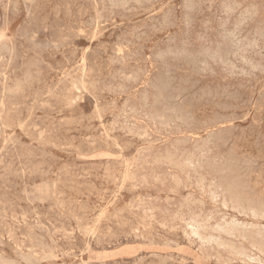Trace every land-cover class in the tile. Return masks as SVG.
Wrapping results in <instances>:
<instances>
[{
    "label": "rangeland",
    "instance_id": "obj_1",
    "mask_svg": "<svg viewBox=\"0 0 264 264\" xmlns=\"http://www.w3.org/2000/svg\"><path fill=\"white\" fill-rule=\"evenodd\" d=\"M29 1L30 0H28V1L27 0H0V31L3 32V34L0 32V44H1L0 45V104L1 103L3 104V105H0L1 108L3 107V110L0 108V118H1L0 119V122H1L0 129L4 128V129L0 130V135H1L0 136V151H1L0 152L1 153L0 154V179H2V181L0 180V220H1L0 223L2 224V225L0 224V243L2 242L0 244V246H1L0 247V254H1L0 255V257H1L0 258V263L2 262L1 264H11V263L12 264H26V263L27 264H33V262H34V264H52V263H54V264H71V263L72 264H84V263L85 264H134V263L135 264H141V262H142L143 264H145V263L146 264L147 263L148 264H160V262L164 261V257H165V261H167V260L168 261L167 262L164 261L163 264L164 263L165 264H215V263L216 264H218V263L219 264H225V262H226V264H229L231 262H233L231 264H241V263L242 264H252V262H253V264H257V262H259L258 264H264V250H263L264 247H262L264 245V243H263L264 242V238H263L264 237L263 236L264 235V228H263V226H264V221H263L264 220V212L262 210V209H264V205H263L264 204V197H262V195L264 196V193H263L264 192V190H263L264 189L263 188L264 187V185H263L264 184V168H262V165H261V164H263V167H264V159H263L264 158L263 157L264 156V151H262V150H264V148H263L264 147V145H263L264 144V126H263L264 125V119H263L264 118V105H262V104H264V91H263L264 90V41H263L264 40V0H258V1L257 0H227V1L226 0H217V1L216 0H213V1L212 0H206L208 2L206 4H205V0L204 1L203 0H201V1H199V0H191V1L190 0H162V1L161 0H129V1L128 0L127 1L126 0H107V1L106 0H104V1L103 0H100V1L99 0H78V1L77 0H70L72 3L69 0H37V1L36 0H31V2H29ZM89 1L91 2V4H90ZM169 1H171V2H169ZM197 1H199V2H198V5L196 6L195 4H197ZM49 2H50V4H49ZM190 2H191V4H190ZM227 2H229V3H227ZM200 3H202V4H200ZM74 4H75V6H73ZM181 4H183V6ZM208 4H210V5H208ZM222 4H223V6H222ZM253 4H254V6H253ZM217 5H218V7H217ZM232 5H234V6H232ZM172 6H174V7H172ZM65 7L66 8L69 7L68 9L70 11L69 10L66 11ZM137 7H139V8H137ZM230 7H232V8L235 7L236 9L238 7V9L236 10L235 8H233L234 9V11H233ZM37 8H38V10H37ZM134 8H137V10L141 8V10L140 11L138 10V12H139L138 13L137 10L134 9ZM168 8L170 10H168ZM210 8H211V10H209ZM255 8H257V9L255 10ZM147 9L149 10V12H148ZM175 9H176V12H172V11H175ZM245 9H246V11H245ZM12 10L14 11L13 13H12ZM34 10H37V11H34ZM90 10H92V12ZM186 10H188V11H186ZM26 11H27V13H26ZM51 11H53V12H51ZM56 11H58V12H56ZM65 11H66V14L68 16L65 14ZM196 11H197V13H194ZM34 12H35V14H34ZM80 12H82V13H80ZM106 12H107V16L109 15V20H108L109 22L107 21V19H108L107 16L104 17ZM122 12H123V14H122ZM134 12H136V13H134ZM154 12H156V13H154ZM187 12H188V14H187ZM208 12H210V13H208ZM253 12L255 14H252ZM17 13H18V15H17ZM49 13H50V15H49ZM145 13H147L148 15L145 14ZM173 13H174V16H173ZM96 14H99V16L97 17ZM130 14L132 16H130ZM207 14L208 15L210 14L211 16L209 15L210 16L209 17ZM227 14H229V15L232 14V15L229 16ZM160 15H161V17H159ZM175 15H176V17H175ZM240 15H241V17H240ZM256 15H258V16L256 17ZM28 16H30V17H28ZM203 16H204V18H203ZM206 16H207V18H206ZM247 16H249V17H247ZM55 17L58 18V19H56ZM110 17H112L114 20L112 18H110ZM132 17H134V18H132ZM194 17H196V18H194ZM235 17H236V19H235ZM28 18L32 19L33 23H32V20L29 21ZM168 18L171 19V20H169ZM181 18L183 19V21H182ZM212 18H213V20H211ZM127 19H129V21ZM204 19H205V21H204ZM244 19H245V21H244ZM67 20H69V21H67ZM86 20H88V21H86ZM122 20H124V21H122ZM65 21H66V23H65ZM136 21H138V22H136ZM163 21H165L166 23L163 22ZM203 21H204V23H203ZM231 21H232V23H230ZM256 21H257V23H256ZM81 22H82V24L80 25ZM84 22H86V25L84 24ZM94 22L95 23L97 22V23L95 24ZM42 23H44V24H42ZM69 23H70V25H69ZM160 23H161V25H160ZM172 23H173V25H172ZM125 24H126V26H125ZM133 24L135 25L136 28L133 27L134 26ZM213 24H214L216 29L214 28ZM41 25H42V27H41ZM67 25H69V26H67ZM194 25H196V26H194ZM94 26H95V28H94ZM148 26H150L151 30H149ZM190 26H191V28H190ZM200 26H202V27H200ZM71 27H73L74 29H72ZM254 27H255V29H254ZM259 27H261L262 29L259 28ZM1 28H2V30H1ZM35 28H37V29H35ZM82 28H84V29H82ZM89 28L91 30H89ZM154 28H156V29H154ZM163 28H167V29H163ZM185 28L186 29L190 28V29H187L188 30L187 31ZM197 28H198V30H197ZM205 28H206V31L204 30ZM211 28H213L215 31L213 29H211ZM245 28H246V30H245ZM87 29H88V31H86ZM134 29H136V30H134ZM144 29L147 30V31H144ZM160 29H161V32H160ZM200 29H201L202 32L200 31ZM208 29H210V30H208ZM123 30L125 32V35H124ZM191 30H192V32H191ZM207 30H208V32H207ZM211 30H213L212 31L213 33L211 32ZM65 31H66V33H65ZM89 31H90L91 34H89ZM155 31L156 32L159 31V32L155 33ZM173 31H175V32H173ZM193 31H194V33H193ZM49 32H50V34H49ZM75 32H77V34ZM80 32H82L83 34L80 33ZM94 32H95V34H94ZM7 33H8V35H7ZM60 33H61V35H60ZM72 33H73L74 36L71 35ZM143 33H145V34H143ZM173 33L175 34V36H174ZM178 33H179V35H178ZM211 33L213 34V36H212ZM118 34H120V35H118ZM220 34H221V36H220ZM242 34L243 35L246 34V36H243ZM90 35H92V37ZM128 35H130V36H128ZM158 35H159V37H158ZM164 35H166V37ZM247 35H248L249 39H247ZM26 36H28V37H26ZM140 36L141 37L143 36V37L141 38ZM147 36H149V37H147ZM151 36H153L154 38L153 37L151 38ZM184 36H185V39L187 37V39H186L187 42L184 41L185 40ZM188 36H189V38H188ZM32 37H33V39H32ZM65 37H66V39H68V38L69 39L65 40ZM72 37H74L75 39L72 38ZM82 37L85 38V39H83ZM209 37H213L215 39L212 40ZM237 37H238V39H237ZM244 37H245V40H244ZM252 37H255V38H252ZM131 38H133V39H131ZM134 38H136V39H134ZM259 38H260V41H259ZM9 39H10V41L12 43H10ZM87 39H89L88 42H87ZM250 39H251V41H250ZM4 40H6L7 42L4 41ZM31 40H32V42H31ZM58 40H61V41L58 42ZM63 40L66 41V42L64 43ZM132 40L134 42H132ZM181 40H183V41H181ZM197 40L198 41L200 40V41L198 42ZM222 40H223L224 43L221 42ZM37 41H39V42H37ZM45 41H47V42L45 43ZM227 41H229V42H227ZM53 42H54V44H53ZM138 42H141V43H138ZM192 42L194 44H192ZM3 43L8 44V45H5ZM133 43H135V44H133ZM174 43H175V45H173ZM12 44H14V45H12ZM28 44L29 45L31 44L34 52L31 50V46H28ZM200 44H201V46L203 45L202 46L203 48L200 46ZM224 44H226V45H224ZM227 44H229V45H227ZM262 44H263V46H261ZM64 45H65V47H64ZM112 45H113V47H115V49L118 48V49L115 50L116 53L114 52V50H113L114 48H112ZM161 45H163L162 46L163 48L160 47ZM220 45H222V46H220ZM13 46H14V48H13ZM102 46H104V48ZM134 46L135 47L137 46V47L135 48ZM197 46L198 47L200 46V47L198 48ZM79 47H80V49H79ZM131 47H132V49L134 51L132 49H130ZM133 47L135 49H137V48L138 49L135 51V49ZM164 47H165V49H164ZM145 48H146V50H145ZM185 48H188V49H185ZM211 48L213 50H211ZM221 48H222V51H221ZM36 49H38V51H36ZM77 49L79 51H77ZM152 49L156 53L155 52L153 53ZM189 49H191L192 52H190L191 50H189ZM47 50H49V52ZM81 50H82V52H81ZM39 51H41V52H39ZM256 51H257V53H256ZM112 52H113V54H111ZM118 52H120V53H118ZM33 53H34V55H33ZM40 53L41 54L43 53V54L41 55ZM104 53L106 55H104ZM124 53H125V55H124ZM139 53H141V55ZM35 54L37 56H35ZM38 54H40V55H38ZM109 55H110V57H109ZM112 55H114L115 59L113 58ZM115 55H116V57H115ZM117 55H118V58H117ZM13 56H14L15 59L13 58ZM132 56H133V58H132ZM200 56H201V58H199ZM221 56H223V57H221ZM253 56H254V58H253ZM34 57H35V60H33ZM98 57H100V58H98ZM141 58H142V61L140 60ZM248 58H250V59H248ZM36 59L38 60V62L40 60H42L43 62L40 61V63L38 64ZM105 59H107V60H105ZM123 59H125V60H123ZM134 59H136V60H134ZM7 60H9V62ZM95 60H96V62L94 63L93 61H95ZM233 60H234V62H233ZM80 61H82V62H80ZM128 61H129V63H128ZM139 61H141V62H139ZM147 61L150 62L151 64L148 63ZM153 61H156V62H154V64H153ZM187 61H189V62H187ZM257 61H259V62H257ZM67 62H68V66H67ZM109 62H110V65H108ZM123 62H124V64H123ZM144 62H146L145 65H144ZM30 63H32L33 65L35 63V65L33 66ZM111 63H112V67H111ZM48 64H49V67H50L49 69H47V67H48L47 65ZM94 64H95V66H94ZM118 64H119V66H118ZM128 64H130V65H128ZM132 64H133V66H132ZM147 64L149 65V67H148ZM41 65H43V66H41ZM124 65H126V66L128 65V66L125 68ZM157 65L158 66L160 65V66L158 67ZM182 65H184L185 67L184 66L182 67ZM224 65H225V67H224ZM140 66L143 67V68H141ZM156 66H157V68H154ZM227 66H229V67H227ZM75 67H76V69H75ZM77 67H78V69H77ZM138 67H139V69H138ZM35 68H37V69L39 68V69L38 70L36 69L37 70L36 71V70H34ZM42 68H44L45 70L42 69ZM79 68H81V69H79ZM90 68L93 69V70H91ZM123 68L126 69V70H124ZM130 68L133 69V70L131 71ZM140 68L142 70H140ZM144 68H147L149 71L147 69H144ZM212 68H214V70H212ZM73 69H75V70L73 71ZM86 69H87V71H86ZM96 69H97V71H95ZM114 69H116L117 71L114 70ZM120 69L121 70L123 69V70L121 71ZM171 69L174 72H172ZM175 69H176L177 72L175 71ZM234 69H235V71H234ZM98 70H100V72H98ZM111 70L112 71L114 70L116 75L113 74L114 71L112 72ZM217 70H218V72H217ZM45 71H47V72H45ZM75 71H77V72H75ZM92 71H93V74H92ZM129 71H130V73L128 74ZM180 71L184 72V74L182 72H181L182 73L181 74ZM187 71L188 72H192V73H188ZM26 72H27V74H26ZM39 72H41L43 77L40 76L41 74ZM137 72L139 73V75H138ZM144 72L147 73V74L145 75ZM150 72H151L152 75L150 74ZM219 72H220V74H222V73L223 74L220 75ZM255 72L258 73V74L256 75ZM70 73H73L76 76H74L73 74H70ZM124 73H127V74H124ZM185 73H186V75H185ZM233 73H235V74H233ZM63 74H65V76ZM97 74L99 76H97ZM106 74L107 75H109V74L111 75L112 74V75L111 76L109 75V77H108ZM153 74H155V75H153ZM180 74H181V76H180ZM189 74H192V76H190ZM217 74H218V76H217ZM3 75H4V77H3ZM36 75H37V77L38 76L39 77L38 78H33V77H36ZM44 75H45V78H44ZM71 75H73L75 77V79H73L74 77L71 76ZM79 75L81 76L82 80L80 79ZM117 75H118V77H117ZM137 75H138V77L139 76L140 77L142 76V77L139 79L137 77ZM203 75H205V76H203ZM27 76H28V78H27ZM85 76L87 78L88 77H90V78L87 79V78H85ZM91 76H92V79H91ZM134 76H136V77H134ZM143 76H145V77H143ZM150 76H153V77H150ZM206 76H208V78ZM214 76L215 77L217 76L218 78L216 77V79H214L215 78ZM67 77L68 78L72 77V78L68 79ZM97 77H98V79H97ZM113 77H114V79H113ZM227 77H229V79H227V82H226L225 78H227ZM142 78H144V80H142ZM149 78H150V80H149ZM196 78H197V80H196ZM209 78L211 80H209ZM250 78H251V80H250ZM27 79H28V81L25 82ZM58 79H60L62 81V82L59 81L60 85L58 83ZM67 79H68L69 84L67 82ZM112 79L114 81H112ZM116 79H118V80H116ZM129 79H130V81H129ZM192 79H194V80H192ZM212 79H214V80H212ZM231 79H233V81ZM74 80H76V81H74ZM83 80H85V81L83 82ZM90 80L91 81L93 80V81L90 82ZM95 80H98V81H95ZM133 80H135L136 82L133 81ZM147 80H149V82ZM195 80H196V82H195ZM243 80H246V81H243ZM257 80H258V82H260L258 86H256ZM15 81H18V82H15ZM43 81H44V84H45L44 86H43V83H42ZM55 81L57 82V84H56ZM209 81H210V83H209ZM239 81H240V83H239ZM29 82H30V84H29ZM71 82H73L74 85ZM125 82H126V84H123ZM145 82L147 84H145ZM178 82H180V83H178ZM218 82H219V84H218ZM223 82H225V84ZM241 82L244 83V84H242ZM21 83L23 85H26V86H23ZM53 83H55V84H53ZM61 83L66 84V86H63L64 84H61ZM214 83H216V84H214ZM226 83H227V85H226ZM116 84L120 85L121 87L120 86L118 87V85H116ZM135 84H136L137 87L134 86L135 87L134 88L133 85H135ZM210 84H212L213 86L211 87ZM239 84H241V85H239ZM53 85H55L57 87H55ZM180 85H184V86H180ZM18 86H20L21 90H20V88ZM84 86H86V87H84ZM139 86H142V87L139 88ZM143 86H146V87H143ZM250 86H254V87H250ZM46 87H47V89H46ZM53 87H55V88H53ZM67 87L70 88L69 92H67L68 91ZM100 87H101V89H100ZM128 87H129V89H128ZM229 87H231V89H229ZM105 88L106 89L108 88V89L106 90ZM131 88H132V90H130ZM177 88H179V89L176 90ZM225 88H226V90H225ZM12 89H14V90H12ZM63 89H65V90H63ZM76 89H78L79 91L76 90ZM88 89H90V90L88 91ZM95 89L96 90L98 89V90L96 91ZM115 89H118V91L115 90ZM120 89H121V91H120ZM152 89L154 91H152ZM188 89H191V90H188ZM238 89H239V91H237ZM46 90H47V92L45 93ZM52 90H54V91H52ZM73 90H75V91H73ZM124 90H126L127 93ZM139 90H141V91H139ZM192 90H193V92H192ZM240 90H242V92ZM252 90H253V93H252ZM5 91H8L9 95L7 94V92L5 93ZM12 91H13V95L14 96H12V93H11ZM59 91L62 92V93L59 94ZM77 91H78V93H77ZM86 91H87V93H86ZM122 91H124V92H122ZM187 91H189L190 93L187 92ZM15 92L17 93V96H16V94H14ZM96 92H98V93H96ZM19 93L21 94L20 96H19ZM66 93H68L69 96ZM90 93H92V94H90ZM185 93L187 95H185ZM247 93H248V95H247ZM58 94H59V96H58ZM79 94L82 96L81 98L79 97L80 96ZM251 94H253V95H251ZM7 95H8V97H7ZM23 95H24V97H23ZM71 95H72V97L70 98ZM254 95H255V97H253ZM30 96H31V98H29ZM34 96H35V98H34ZM38 96H40V97H38ZM57 96L59 98H57ZM77 96L79 97V99L75 98ZM187 96H189L190 98H188ZM235 96H236V99L234 98ZM19 97H20V99H19ZM62 97L64 99H62ZM138 97L141 98V99H139L140 102L137 100ZM157 97H159V98H157ZM160 97H162V99ZM1 98H2V100H1ZM10 98H12V99H10ZM93 98H95V99H93ZM126 98H128V100L125 101ZM171 98L173 100H170ZM55 99H56V101H55ZM151 99H152V101H151ZM158 99H160V100H158ZM178 99H179V101H178ZM245 99H247V100H245ZM20 100H21L22 103L20 102ZM41 100L44 103L45 102L46 103L44 104ZM51 100H52V102H51ZM174 100L176 102H174ZM219 100H222V101H219ZM242 100H243V102H242ZM249 100L251 101L250 102L251 104L248 103ZM40 101L44 105L39 104ZM58 101H59V103H58ZM64 101H67V102L70 101V102H73V103H71L72 104L71 105L70 102L66 103ZM15 102H17V103L15 104ZM112 102L115 105V106L113 105L114 107L111 106L113 104ZM171 102H172V104H171ZM229 102H230V105H229ZM106 103L108 104L107 106H105ZM138 103H139L140 106L138 105ZM217 103H218V105H217ZM257 103H259V104H257ZM37 104H38V106H37ZM65 104L68 105L69 107L66 106ZM77 104H78V107H77ZM202 104L204 106H202ZM45 105H48L49 109ZM109 105H110V107H109ZM197 105H200V106L198 107ZM224 105H226V106H224ZM256 105H257V107H256ZM35 106H37V107L35 108ZM123 106H124V109H123ZM174 106H176V107H174ZM209 106H211V107H209ZM51 107H53V108L51 109ZM164 107H166V108H164ZM194 107L196 108L195 111H194V109H195ZM258 107H259V109H258ZM30 108L32 109V111H31ZM125 108H127V109H125ZM129 108H131V109H129ZM8 109H9V111H8ZM145 109H146V112L144 111ZM189 109H190V111H187V113H186V110H189ZM202 109H204V110H202ZM69 110H71V111H69ZM141 110H143L142 113H140ZM151 110L156 111V114H155V112L150 113ZM205 110L207 111L206 113H205ZM210 110L212 112L215 111V113H212ZM106 111H108V112H106ZM172 111H174V113ZM136 112L138 113V115H137ZM168 112H169V114H168ZM180 112H181V114H179ZM188 112H189V114H188ZM243 112H246V113L244 114ZM255 112H257V113H255ZM71 113H73V114L71 115ZM109 113H110V115H109ZM125 113H127V115ZM175 113H176V115H175ZM196 113H198V114H196ZM242 113H243V115H242ZM93 114H95V115H93ZM135 114L137 115V117L134 116ZM151 114H153V115H151ZM154 114H155V116H154ZM167 114H168V116H167ZM239 114H241V115H239ZM194 115H196V116H194ZM111 116H113V117H111ZM121 116H122V118L124 116V118L122 119ZM173 116L175 117V119L173 118ZM243 116H245V117H243ZM145 117H147V118H145ZM170 117L173 120L171 119V121H169ZM192 117L193 118L195 117L196 120L198 119L197 123H196L195 118L193 120ZM253 117H254V119H253ZM69 118H71V119H69ZM141 118H142V120H141ZM157 118H159V119H157ZM52 119H54V120H52ZM126 119L129 120V121H127ZM182 119H183V121H181ZM202 119H203V123H202ZM262 119H263V121H262ZM75 120H77V121H75ZM149 120H150V122H149ZM216 120H217V123H216ZM252 120H254V121L252 122ZM88 121H90V122H88ZM130 121H132V122H130ZM144 121H147V123L146 122L143 123ZM175 121H176V123H175ZM187 121L189 122V124H188ZM212 121L214 123H212ZM258 121H259L260 125L257 124ZM113 122H114V125L111 124ZM122 122H124V123H122ZM134 122H135V124H134ZM33 123H34V125H33ZM219 123H221V124H219ZM255 123H256V125H254ZM129 124H130V126H129ZM167 124H168V126H165ZM213 124H215V125H213ZM21 125H23V126H21ZM133 125H135L137 127H134ZM178 125L180 126V128H177ZM196 125H198V126H196ZM220 125H221V127H220ZM3 126H5V127H3ZM6 126H8V127H6ZM32 126H34V127H32ZM158 126H159V128L160 127L161 128L159 129ZM260 126H263V128H260ZM17 127H18V129H17ZM213 127H215V128H213ZM232 127L235 128V129H233ZM238 127H239V129H238ZM240 127H241V129H240ZM7 128H9V129H7ZM34 128H35V130L37 129L36 132H35ZM117 128L118 129L126 128V129L123 131L121 129L118 130ZM147 128H149V129L147 130ZM176 128L178 130H175ZM209 128L211 130H209ZM250 128L251 129L253 128V130H250ZM135 129H137V131ZM179 129H181V130L179 131ZM202 129H204V130H202ZM212 129H213V131H212ZM154 130H156V131H154ZM163 130H164V132H163ZM183 130H184V132H183ZM189 130L192 131V132H190L191 135L188 132ZM232 130L233 131L235 130V133ZM254 130L257 131V132L255 133ZM32 131H33L34 134L32 133ZM193 131L194 132L197 131V132L194 133ZM216 131H218L219 133H221V131H222V133L218 134ZM243 131L245 133H243ZM40 132L41 133L45 132V133L41 134ZM100 132H101V134H100ZM136 132H138V134ZM143 132H144V134H143ZM154 132L155 133L157 132V133L155 134ZM176 132H178V134ZM210 132H211V134H209ZM252 132H253V134H251ZM214 133H215V135H217V137L213 135ZM227 133H229V134H227ZM39 134H41L42 136H40ZM170 134H171V136H170ZM239 134H243L240 137H243L244 139L246 138V140H244L242 138H239ZM249 134H251V135H249ZM256 134H257V136H256ZM90 135L93 137V139H92V137H88ZM139 135H140V137H139ZM187 135H188V137H187ZM236 135H238V136H236ZM252 135H254V137ZM24 136H26V138ZM28 136H30V137H28ZM137 136H138V138H136ZM164 136L166 138H164ZM223 136L226 137L227 139L224 138ZM231 136L233 137V139H232ZM39 137L41 138L40 140H39ZM145 137H147V138H145ZM193 137H195V139ZM235 137H236V139L238 138L239 140L238 139L235 140ZM139 138H140V140H139ZM214 138H215V141H213V143H212V140H214ZM219 138L222 141L226 140L225 141L226 143L220 141L221 143L219 142V144H218V141L220 140ZM252 138H255V139H252ZM85 139H88V140H85ZM205 139H206V141H203ZM216 139H217V141H216ZM256 139H257V141H256ZM18 140H19V142H18ZM147 140H148V143H147ZM197 140H199V141L196 144ZM231 140L232 141L234 140L233 141L234 143L231 142ZM9 141H11V143H9ZM32 141H34V142H32ZM151 141H152L153 144L151 143ZM261 141H263L262 142L263 144L261 143L262 145L259 143ZM96 142H97V145H96ZM205 142H206V145H204ZM247 142H248V144H247ZM88 143H89V145H88ZM91 143H93V144H91ZM141 143H142V145H141ZM149 143H150V145H149ZM169 143H171V144L169 145ZM199 143H201V144H199ZM112 144H114V145H112ZM125 144H127V146H125ZM176 144H178V145H176ZM207 144H209V145H207ZM214 144H215V146H214ZM235 144H236L237 147H235ZM255 144L256 145L258 144V145L256 146ZM36 145H37L38 148L36 147ZM86 145H87V147H86ZM90 145H92V147H90ZM146 145H148V146H146ZM196 145H198V148H197ZM52 146H54V147H52ZM224 146H225V148H224ZM232 146H234L235 148L232 147ZM76 147H78L77 148L78 150L76 149ZM155 147H157V148H155ZM200 147H202V148H200ZM209 147H210V149H209ZM238 147H240V148H238ZM258 147H260V148L258 149ZM86 148H88V149H86ZM174 148H175V150H173ZM203 148H204V150H203ZM227 148H229V149H227ZM147 149H148V151L150 150V153H151L150 155L148 154L149 152H147V154L150 157L147 154H144V153H146L145 151ZM141 150L142 151L144 150V152L141 153ZM166 150L167 151L169 150V151L166 152ZM188 150H190V152ZM196 150H197V152H195ZM218 150H220V151H218ZM222 150H223V152H222ZM227 150H229V152H227ZM256 150H258V151H256ZM137 151L139 152V154H138ZM176 151L179 152V153H177ZM216 151H217V153H215ZM236 151L237 152L239 151V153H237ZM158 152H159V155H158ZM165 152H166L167 155L165 154ZM112 153H114V154H112ZM140 153H141V156L143 158L140 156ZM198 153H199V157H198ZM252 153H254V154L251 155ZM132 154H134V155H132ZM143 154H144V156H143ZM190 154H192V155H190ZM204 154H206L207 156L204 155ZM151 155H152V157H151ZM213 155L215 156V159L213 158L214 157ZM222 155L225 156V157H223ZM227 155H229V156L231 155V156L229 157ZM248 155L250 156V158H248ZM260 155H262V156H260ZM132 156H133V158H132ZM154 156H156L157 158L160 157V159H156V157H154ZM187 156H188V159H187ZM189 156H190V159H189ZM209 156H210V158H209ZM232 156H236L237 158L235 157L236 158L235 159ZM254 156L257 157L258 160ZM178 157L180 159H182V160L178 159ZM184 157H185V159H184ZM194 157H197V158H194ZM201 157H203V158H201ZM211 158H213L212 161H211ZM220 158H221V161L223 163H221ZM224 158L226 159L225 161H224ZM227 158H229V159H227ZM241 158H242V160L244 162L242 160H240ZM251 158H252V160H251ZM138 159L139 160L141 159L142 161L139 162ZM163 159H165V160H163ZM186 159L190 160V162H192L191 166H190V164H188V161ZM195 159H198V161H196ZM199 159L201 161H199ZM161 160H163L164 162H167V160H168L169 162H167L165 164L164 163L162 164L163 161H161ZM170 160H171V162H170ZM245 160L248 161V162H246ZM158 161H159V163H157ZM176 161H178V162H176ZM203 161H204V164H207V165L210 164L211 166L209 165V168L207 169L205 167L207 165H204ZM233 161H234V163H233ZM249 161H251V162H249ZM257 161H259V162H257ZM260 161H262V162H260ZM135 162H137V163L135 164ZM138 162H139V164H138ZM173 162H175V163H173ZM213 162H214V164H213ZM225 162L226 163L229 162V164H226ZM235 162H236V165H235ZM170 163H172V167H174L173 169H171L172 167H170L171 166ZM177 163H179V165ZM181 163H182V165H181ZM219 163L221 165H219ZM149 164H151L152 166L149 165ZM183 164H185L184 167H186V168L181 167V166H183ZM186 164L188 166H186ZM215 164L219 165V166L217 167ZM257 164H259V166ZM146 165H147V167H146ZM165 165H167V166L165 167ZM173 165H175V166H173ZM198 165H199L200 169H198ZM229 165H230V167H229ZM214 166H216V167H214ZM243 166L244 167L246 166V167L244 168ZM255 166L256 167L258 166V167L255 168ZM33 167H34V169H32ZM155 167L158 170L154 169ZM180 167H181V169H180ZM237 167L239 168L238 171L236 169ZM203 168L205 169L204 173H203ZM226 168H229L230 170L226 169ZM246 168H247V170H246ZM250 168H251V170H250ZM147 169H148V171H147ZM150 169H151V172L153 171L152 173L150 172ZM185 169H187V170L185 171ZM87 170H89V171H87ZM165 170L166 171L168 170V172H166ZM196 170H197V172H196ZM219 170H221V171L219 172ZM226 170H229V171H226ZM32 171H34V173H32ZM154 171L155 172L157 171V173H155ZM178 171H180V172H178ZM252 171L255 173V175L253 174ZM22 172H23V174H21ZM181 172H183V173H181ZM192 172H194V173H192ZM195 172H196V174H195ZM224 172L226 174L227 173H229V174L225 175ZM231 172H232V175H230ZM236 172L239 173V174L244 172L242 174L243 175L245 174L246 176L248 174L247 177H249V178L247 179V177H246L245 180H244L245 175L244 176L242 174L239 175ZM249 172H251V173H249ZM85 173H87V174H85ZM180 173H181V175L182 174H185V175L181 176ZM261 173H263V174H261ZM66 174H68V175L66 176ZM149 174H150V176H148ZM152 174H153V176H152ZM192 174H194V176ZM215 174H217V175H215ZM249 174L250 175L252 174L251 177H250ZM256 174L260 175V177L262 176L260 178V180L258 179L259 177ZM45 175H46V177H45ZM88 175H89V178H88ZM113 175H114V177H113ZM131 175H132V177H135V175H137V176L135 178H132V177H130ZM173 175L176 176V178H175L176 180L172 179L174 182H172V180H171ZM186 175L188 176L187 178H186ZM13 176L14 177L16 176L17 179L14 178ZM28 176H30V177H28ZM139 176L140 177L142 176V179ZM144 176L145 177L147 176L148 178L147 177L145 178ZM158 176H159V178H158ZM163 176H164V178H163ZM175 176H173V178ZM195 176L197 177V179L195 178ZM219 176L224 179L223 180L224 182L221 180L222 178L220 179ZM232 176H234V177L232 178ZM254 176L257 177V178H255ZM85 177H87V178H85ZM168 177H169V179H168ZM191 177L193 178L194 181L192 180ZM213 177H216V179L213 178ZM124 178H125V180H124ZM131 178L134 179V180L129 181V179H131ZM155 178H156V180H155ZM157 178H158V180L161 181V183L163 182L162 183L163 185H161L160 182L157 181ZM218 178H219V180H218ZM227 178H229V179H227ZM237 178L238 179L241 178V180L238 181ZM112 179H114V182H113ZM121 179H122L123 182L121 181ZM177 179H178L179 182L175 183L177 181ZM236 179H237V181H236ZM198 180L200 182H196ZM43 181H45L46 183L43 184ZM217 181H218V183H217ZM219 181H221V182H219ZM227 181H229V182H227ZM231 181L237 182V183L239 182V184L242 185V186H240V189L242 187L241 191L243 189H245V190H243L242 192L240 191V193H239V195L242 197L241 200H242V202L244 200H246V202L249 200L250 203L249 202H247V203L243 202V204H244V207H243V204H242L241 201H240V204H239L233 198L231 199L232 194L229 193L230 191H228V189H227V185H229V184L231 185L233 183V182L231 183ZM241 181H242V183H241ZM245 181H246V183H244ZM255 181H257V182H255ZM111 182H113V183H111ZM142 182H144V183H142ZM180 182H182V183H180ZM186 182H188V183L186 184ZM209 182H210V184H209ZM249 182H251V183H249ZM174 183H175V186H174ZM222 183H224V184H222ZM256 183H258V184H256ZM45 184H47L48 186L45 185ZM142 184H143V186H141ZM181 184H182V186H181ZM214 184H217V185H214ZM259 184H260V186H258ZM43 185L45 186L44 187L45 189L43 188ZM51 185H52V187H50ZM160 185H161V187H160ZM183 185L186 188H184ZM187 185H189V186H187ZM199 185H200V187H199ZM220 185H223V186L220 187ZM247 185H249V187ZM251 185H252V187H251ZM38 186L39 187L42 186V187H40L41 189ZM202 186H204L205 189L207 187L206 190H208V191H206L204 189L202 190ZM216 186H217V188H216ZM35 187H36L37 190L34 189ZM47 187H48V189H47ZM131 187H132V190L130 189ZM133 187H135V189ZM169 187H170V190H171L172 193L169 192L170 191ZM223 187H224V189L225 188L226 189L222 190ZM136 188H138V189H136ZM173 188H175L176 190L175 189L173 190ZM248 188H252V189H248ZM9 189H10V191H9ZM214 189H216V191H218V192H216ZM255 189H257L256 191L258 193L255 192ZM40 190H42V191L44 190V192H42ZM45 190H46V192L48 191V193H47L48 195L45 193ZM209 190H211V191H209ZM33 191H35L36 195L34 194ZM38 191L40 193H37ZM175 191H176V193H174ZM191 191H193V192H191ZM246 191H247L248 194L246 193ZM30 193H32V194H30ZM57 193L61 197L57 198L59 196ZM87 193L91 194V195H88ZM170 193H171V195H169ZM206 193H207V196H206ZM225 193H227V194H225ZM250 193H251L252 196L250 195ZM39 194H40V196H39ZM188 194H189V198H188ZM218 194H219L218 197L221 198V199H219L217 197ZM50 195H52V197H50ZM184 195H185V197H184ZM227 195H229V198H227ZM143 196L145 197V199H144ZM221 196L224 197V198H222ZM14 197H16V198H14ZM168 197H170V198H168ZM186 197L188 198V201L187 200L185 201ZM191 197H193L194 199L193 198L191 199ZM48 198H49V200H48ZM52 198L53 199L56 198L57 200H53ZM154 198L157 199V202L154 201L155 200ZM164 198L165 199L168 198L167 201H164ZM181 198L184 199V200H181ZM209 198H210V200H209ZM211 198H212V200H211ZM147 199L150 202L149 204H148V200ZM227 199H231L229 201L231 202L232 205L230 203H227V202H229V201H227ZM61 200H63V201H61ZM196 200H198L200 204H198V202ZM223 200L225 201V203H224ZM254 200H255V202H254ZM39 201L40 202L44 201V202L43 203L41 202V204H40ZM57 201H58V203H57ZM68 201H70V202H68ZM78 201H80V202H78ZM184 201L187 202V203H185ZM260 201L263 204H261ZM136 202H137V204L139 203V205L135 206ZM161 202H162V204H161ZM257 202L260 203V204L258 203V205H260V206L262 205V206L258 207L257 206ZM49 204H51V205H49ZM68 204H71V205H68ZM130 204L132 206L133 211L131 209V206L128 207ZM182 204H183V206H182L183 208L180 207ZM192 204L195 205V207H193ZM245 204H247V205H245ZM250 204L252 205V208H251ZM91 205L93 207L94 206L95 207L93 208ZM150 205H152V206H150ZM202 205H204L206 207H204ZM229 205H231V206H229ZM51 206H53V207L51 208ZM227 206H229V207H227ZM236 206H238V207H236ZM54 207H55V209H53ZM69 207H71V208H69ZM137 207H139V208H137ZM141 207H144V208L142 209ZM173 207H174V209H173ZM185 207L188 210L190 209V207H191V209L188 211ZM203 207H204V209H203ZM226 207H227V210H226ZM241 207H243V208H241ZM245 207L246 208L248 207V208L246 209ZM249 207H250V211H249ZM56 208H58V210ZM67 208H68V210H67ZM135 208H137V210ZM152 208H153V210H152ZM222 208H224L225 210L223 211ZM239 208H241L242 210L239 209ZM257 208H260V210L258 211ZM29 209L32 212L29 211ZM50 209H52V210H50ZM125 209H126V211H125ZM128 209H129V211H128ZM178 209L179 210L181 209L180 210L181 212ZM199 209H201V210L203 209L202 210L203 213ZM214 209H216L218 212L216 210H214ZM229 209H230V211H229ZM59 210H60V212H59ZM71 210H73V211H71ZM141 210H143V211H141ZM164 210H166V211H164ZM77 211H79V212L77 213ZM148 211L152 212V214H150V212H148ZM177 211H179V212L177 213ZM206 211H207V213H206ZM215 211H216V213H215ZM236 211L237 212L240 211V212L237 213ZM246 211H247L248 215H247ZM254 211H256V212H254ZM164 212H168V214L166 215V213H164ZM199 212L202 215H199L200 214ZM222 212H224V213H222ZM250 212H251V214H249ZM257 212H259V213H257ZM14 213H16V214H14ZM42 213H44V214H42ZM55 213H57V214H55ZM119 213H121V214L119 215ZM130 213H132V214H130ZM144 213H145L146 217H145ZM185 213H187V214H185ZM227 213H229V214H227ZM244 213H246V214H244ZM252 213H254V214H252ZM142 214H143L144 217L142 216ZM174 214H177L178 217H175L177 215L174 216ZM180 214H182V216ZM217 214H218V216H217ZM241 214H242V216H241ZM256 214L257 215L259 214L258 218H257V216H255ZM22 215H23V217H22ZM74 215L76 216V218H75ZM84 215H86V216L84 217ZM135 215H136V217H135ZM232 215H234V216H232ZM34 216H35V218H34ZM152 216H154V217H152ZM165 216H167V217H165ZM173 216L175 218H173ZM183 216H184V218H182ZM195 216H197L196 217L197 219H195ZM203 216H204V218H203ZM207 216L209 217L208 219H207ZM222 216H225V217L223 218ZM77 217H79V218H77ZM147 217H148V219H147ZM150 217H152L153 219L150 218ZM185 217H188V218H185ZM116 218H117V220H115ZM149 218H150V221H149ZM212 218L214 220H212ZM225 218H227L229 220H227ZM242 218H244V219H242ZM253 218H256V221ZM73 219H74V222H73ZM81 219L87 221L86 222L87 224L85 223V221L84 222L83 221H79ZM145 219H147V220H145ZM158 219H159V221H157ZM47 220L50 223H48ZM139 220H141V221H139ZM142 220L144 221L143 223H142ZM178 220H180V221L178 222ZM191 220H193V221H191ZM234 220H236V221L234 222ZM136 221H137L138 224L136 223ZM173 221H176V222H173ZM186 221H188V224H187ZM194 221L195 222H199V223L201 222L199 225H202V223L204 224V225H202L203 227L201 226V231L203 230L201 232L202 239H200L196 235L190 234L191 233L190 232V227H188V226H189V224L191 222H194ZM240 221H242V223ZM53 222H56V223H53ZM120 222H121V224H120ZM164 222H165V224H163ZM180 222L182 223V225H181ZM3 223H5V224L8 223V224L5 225ZM62 223H64V224H62ZM76 223H77L78 226L75 225ZM207 223L209 224L210 227H208ZM36 224H38V225H36ZM60 224H61V227H60ZM158 224L159 225L162 224L164 226L161 227L162 225L159 226ZM214 224H217V225H214ZM220 224L221 225L224 224V225L221 226ZM229 224L236 226L238 230L240 228L239 232L240 233L242 232V233L240 234L238 232L237 234L240 235V237H242V238H240L238 235H236L234 237L233 236H227L228 234L226 235L225 233L223 234V233H220L218 231L219 230L218 228H222V227L228 228L227 225H229ZM239 224H240V226H239ZM249 224H251V226ZM12 225H13V227H12ZM33 225H35V226H33ZM42 225H43V227H42ZM84 225H86V226H84ZM254 225H255V227L256 226L257 227L255 228ZM170 226L172 228H170ZM173 226L178 227L179 229L178 228H174ZM184 226H185V228H184ZM186 226H187L188 229L186 228ZM218 226H220V227H218ZM259 226H260V228H259ZM8 227H9V229H7ZM78 227H80V228H78ZM82 227L85 228V229L83 230ZM37 228L40 229V231ZM55 228L58 229L59 231L55 230ZM61 228L63 229V231H62ZM208 228L211 229V230L213 229V231H210ZM15 229H16V231H15ZM90 229H92V230H90ZM170 229H172V230L170 232H168ZM215 229H216V231H215ZM257 229H259V230H257ZM261 229H263V231ZM81 230L83 232H81ZM253 230H254V232H253ZM12 231H13V233H11ZM14 231H15V233L19 232L20 235L18 233L14 234ZM28 231H30V232H28ZM134 231H137V232H134ZM131 232H132V234H131ZM215 232H219L220 235L218 233H217V235L214 234ZM250 232L252 233V235L254 234V236L250 235L251 234ZM259 232L260 233L262 232V233L260 234ZM26 233H27V235H26ZM28 233H30V234H28ZM66 233H68V235H69V237H67V238H66V236H68V235ZM113 233H115V235H112ZM1 234H2V236H1ZM141 234H142V236H140ZM212 234L215 235V236H213ZM62 235H64V236H62ZM92 235H94V237ZM110 235H112V236H110ZM189 235H191V237ZM243 235L245 237H247V238H244ZM11 236H12L13 240L11 239ZM20 236H21V239H20ZM34 236L36 237V239H35ZM41 237H43V238H41ZM47 237L51 238L53 240H50L51 241L50 242L49 239H47ZM135 237H137V238H135ZM154 237H156V239ZM208 237H210V238H208ZM213 237H215V238L217 237L218 243H217L216 239H214ZM225 237H227V238H225ZM238 237H239V240H241V239H243V240L239 241ZM248 237L249 238L251 237V238L249 239ZM23 238H25V239H23ZM44 238H45V240H44ZM195 238H197V239H195ZM223 238L226 239L227 241H229V243H227L226 240H225L226 242L223 243V241H224ZM232 238H233V242H235L234 244L232 242ZM63 239H64V241H63ZM138 239H139V241H138ZM191 239H193L195 241H192ZM203 239H205L206 241L205 240L202 241ZM221 239H223V240H221ZM258 239L261 240V241H259ZM6 240H8V241H6ZM35 240H38V241H35ZM212 240H213V242H212ZM220 240L222 242H219ZM52 241L54 242L53 244H52ZM67 241L69 242L68 244H67ZM200 241H201V243H200ZM207 241L209 243L208 245H207ZM238 241L240 243V246H239ZM243 241H246V242H243ZM251 241H253V242H251ZM255 241L256 242L258 241L257 244H256ZM27 242H30V243H27ZM197 242H199V243H197ZM34 243H36V244H34ZM40 243H42V244H40ZM169 243H171V244H169ZM173 243H175V244H173ZM219 243L224 245V247L221 244H219ZM241 243H243V247L244 248L242 247ZM200 244L202 246H204V248L205 247L206 248L203 249ZM230 244H233V245H230ZM235 244H236V246H235ZM43 245H45V246H43ZM209 245L211 247L213 245H215L212 248L213 250L211 249V247L209 248L210 250L208 249ZM227 245H229V246H227ZM254 245H256V246L258 245V247L255 246L256 247L255 248ZM197 246H198V248H200V251L197 248ZM51 247L55 248L57 250V252L55 251V249H52ZM218 247H219V249H218ZM227 247H230V248L232 247V249L227 248ZM235 247H237V249ZM23 248H26V249H23ZM31 248H33V249H31ZM234 248L236 250H238V251H236ZM29 249H31L33 251L31 252V250H29ZM67 249L70 252H68ZM224 249H227V250L230 249L229 251L226 250V252L229 253L231 257L229 255H227L226 252H224L225 251ZM241 249H242V251H241ZM256 249L257 250L259 249V250L257 251ZM18 250H20V251H18ZM79 250H80V252H79ZM203 250H207L205 252H207L209 254H207V253L205 254ZM221 250H223V251H221ZM244 250H246V252ZM261 250H262V252H261ZM52 251L54 253H52ZM231 251H232V253H231ZM239 251L242 252V253H238L237 254V252H239ZM252 251H254V252H252ZM211 252H213V253H211ZM221 252H223V253H221ZM32 253H34V254H32ZM46 253H49V254H46ZM245 253H246V255H244ZM252 253L255 254V255H253ZM240 254L244 255L245 257L243 256L244 257L243 258ZM50 255H51V257H50ZM65 255H66V257H65ZM74 255L77 256V257L75 258ZM247 255H249L248 257H251V256L252 257L249 258V260H248L247 259L248 257H246ZM24 256H27V257H24ZM30 256H31V258H30ZM33 256H34V258H33ZM80 256H81V259H80ZM46 257H48V258H46ZM205 257H208L209 259L205 258ZM218 257H219V259H218ZM255 257H257V258H255ZM3 258L5 260L7 259L6 260L7 262ZM26 258H27V260H26ZM41 258H42V260H40ZM161 258H163V259H161ZM168 258L171 260V262H169ZM216 258L218 260H214ZM227 258H229L231 261L229 259H227ZM236 258H237V260H236ZM9 259L12 260V261H9ZM30 259L31 260L33 259V260L31 261ZM233 259H234V261H233ZM240 259H241V261L243 260L245 263L243 261L241 262ZM251 259H252V261H251ZM13 260L14 261L16 260V261L14 262ZM39 260L41 261V263H40ZM47 260H49L48 263H46ZM51 260H53L52 263H51ZM180 260H183V261H180ZM255 260H256V263H254ZM8 261H9V263H8ZM137 261L138 262L140 261V262L138 263ZM223 261H224V263H222ZM236 261L238 263H235ZM249 261H251V262H249ZM3 262H5V263H3Z\"/></svg>",
    "mask_w": 264,
    "mask_h": 264
},
{
    "label": "bare ground",
    "instance_id": "obj_2",
    "mask_svg": "<svg viewBox=\"0 0 264 264\" xmlns=\"http://www.w3.org/2000/svg\"><path fill=\"white\" fill-rule=\"evenodd\" d=\"M27 1H28V0H27ZM36 1H37V0H36ZM69 1H70V0H69ZM77 1H78V0H77ZM99 1H100V0H99ZM103 1H104V0H103ZM106 1H107V0H106ZM126 1H127V0H126ZM128 1H129V0H128ZM161 1H162V0H161ZM190 1H191V0H190ZM199 1H201V0H199ZM199 1H197V4H195L196 6L198 5V2H199ZM203 1H204V0H203ZM212 1H213V0H212ZM212 1H211V2H212ZM216 1H217V0H216ZM226 1H227V0H226ZM226 1H225V2H226ZM257 1H258V0H257ZM14 2H15V1H14ZM21 2H22V1H21ZM29 2H31V0H30ZM34 2H35V1H34ZM70 2H71V1H70ZM86 2H87V1H86ZM89 2H90V1H89ZM167 2H168V1H167ZM169 2H171V1H169ZM195 2H196V1H195ZM245 2H246V1H245ZM8 3H9V2H8ZM27 3H28V2H27ZM71 3H72V2H71ZM98 3H99V2H98ZM161 3H162V2H161ZM172 3H173V2H172ZM180 3H181V2H180ZM183 3H184V2H183ZM206 3H208V2L205 0V4H206ZM218 3H219V2H218ZM223 3H224V2H223ZM227 3H229V2H227ZM233 3H234V2H233ZM236 3H237V2H236ZM241 3H242V2H241ZM243 3H244V2H243ZM4 4H5V3H4ZM6 4H7V3H6ZM24 4H25V3H24ZM49 4H50V2H49ZM49 4H48V5H49ZM88 4H89V3H88ZM90 4H91V2H90ZM143 4H144V3H143ZM169 4H170V3H169ZM185 4H186V3H185ZM190 4H191V2H190ZM193 4H194V3H193ZM200 4H202V3H200ZM211 4H212V3H211ZM219 4H220V3H219ZM230 4H231V3H230ZM230 4H229V5H230ZM237 4H238V3H237ZM37 5H38V4H37ZM65 5H66V4H65ZM160 5H161V4H160ZM165 5H166V4H165ZM181 5L183 6V4H181ZM181 5H180V6H181ZM208 5H210V4H208ZM224 5H225V4H224ZM239 5H240V4H239ZM243 5H244V4H243ZM55 6H56V5H55ZM73 6H75V4H74ZM103 6H104V5H103ZM103 6H102V7H103ZM131 6H132V5H131ZM135 6H136V5H135ZM189 6H190V5H189ZM191 6H192V5H191ZM222 6H223V4H222ZM232 6H234V5H232ZM240 6H241V5H240ZM240 6H239V7H240ZM250 6H251V5H250ZM253 6H254V4H253ZM33 7H34V6H33ZM51 7H52V6H51ZM76 7H77V6H76ZM91 7H92V6H91ZM107 7H108V6H107ZM144 7H145V6H144ZM153 7H154V6H153ZM169 7H170V6H169ZM172 7H174V6H172ZM177 7H178V6H177ZM185 7H186V6H185ZM187 7H188V6H187ZM193 7H194V6H193ZM201 7H202V6H201ZM217 7H218V5H217ZM224 7H225V6H224ZM224 7H223V8H224ZM255 7H256V6H255ZM15 8H16V7H15ZM38 8H39V7H38ZM38 8H37V10H38ZM49 8H50V7H49ZM65 8H66V7H65ZM68 8H69V7H68ZM68 8H66L65 10H66V11L69 10ZM78 8H79V7H78ZM78 8H77V9H78ZM83 8H84V7H83ZM108 8H109V7H108ZM126 8H127V7H126ZM132 8H133V7H132ZM137 8H139V7H137ZM137 8H134V9L137 10ZM145 8H146V7H145ZM145 8H144V9H145ZM158 8H159V7H158ZM178 8H179V7H178ZM195 8H196V7H195ZM204 8H205V7H204ZM230 8L234 11L233 8H235V7H233V8L230 7ZM245 8H246V7H245ZM11 9H12V8H11ZM11 9H10V10H11ZM33 9H34V8H33ZM159 9H160V8H159ZM196 9H197V8H196ZM219 9H220V8H219ZM219 9H218V10H219ZM235 9H236V8H235ZM237 9H238V7H237ZM237 9H236V10H237ZM239 9H240V8H239ZM246 9H247V8H246ZM246 9H245V11H246ZM256 9H257V8H255V10H256ZM10 10H9V11H10ZM37 10H34V11H37ZM138 10L140 11L141 8L138 9ZM138 10H137V12H138ZM147 10H148V9H147ZM153 10H154V9H153ZM156 10H157V9H156ZM168 10H170V9L168 8ZM201 10H202V9H201ZM207 10H208V9H207ZM209 10H211V8H210ZM215 10H216V9H215ZM226 10H227V9H226ZM252 10H253V9H252ZM255 10H254V11H255ZM66 11H65V14H66ZM69 11H70V10H69ZM76 11H77V10H76ZM90 11L92 12V10H90ZM97 11H98V10H97ZM100 11H101V10H100ZM106 11H107V10H106ZM117 11H118V10H117ZM117 11H116V12H117ZM151 11H152V10H151ZM183 11H184V10H183ZM186 11H188V10H186ZM186 11H185V12H186ZM198 11H199V10H198ZM223 11H224V10H223ZM230 11H231V10H230ZM257 11H258V10H257ZM13 12H14V11L12 10V13H13ZM32 12H33V11H32ZM51 12H53V11H51ZM56 12H58V11H56ZM59 12H60V11H59ZM107 12H108V11H107ZM107 12H106V14L104 15V17L107 16ZM120 12H121V11H120ZM120 12H119V13H120ZM148 12H149V10H148ZM148 12H147V13H148ZM157 12H158V11H157ZM172 12H176V9H175V11H172ZM172 12H171V13H172ZM179 12H180V11H179ZM216 12H217V11H216ZM221 12H222V11H221ZM225 12H226V11H225ZM248 12H249V11H248ZM248 12H247V13H248ZM12 13H11V14H12ZM26 13H27V11H26ZM69 13H70V12H69ZM80 13H82V12H80ZM80 13H79V14H80ZM84 13H85V12H84ZM99 13H100V12H99ZM110 13H111V12H110ZM117 13H118V12H117ZM134 13H136V12H134ZM138 13H139V12H138ZM147 13H145V14H147ZM154 13H156V12H154ZM163 13H164V12H163ZM194 13H197V11L194 12ZM200 13H201V12H200ZM208 13H210V12H208ZM234 13H235V12H234ZM256 13H257V12H256ZM34 14H35V12H34ZM55 14H56V13H55ZM55 14H54V15H55ZM77 14H78V13H77ZM122 14H123V12H122ZM125 14H126V13H125ZM187 14H188V12H187ZM238 14H239V13H238ZM250 14H251V13H250ZM250 14H249V15H250ZM252 14H255V13L253 12ZM257 14H258V13H257ZM17 15H18V13H17ZM17 15H16V16H17ZM32 15H33V14H32ZM49 15H50V13H49ZM52 15H53V14H52ZM66 15H67V14H66ZM87 15H88V14H87ZM96 15H97V17L99 16V14H96ZM116 15H117V14H116ZM135 15H136V14H135ZM143 15H144V14H143ZM147 15H148V14H147ZM147 15H146V16H147ZM151 15H152V14H151ZM151 15H150V16H151ZM180 15H181V14H180ZM180 15H179V16H180ZM195 15H196V14H195ZM198 15H199V14H198ZM207 15H208V14H207ZM209 15H210V14H209ZM209 15H208V16H209ZM214 15H215V14H214ZM224 15H225V14H224ZM227 15H229V14H227ZM230 15H232V14H230ZM230 15H229V16H230ZM246 15H247V14H246ZM2 16H3V15H2ZM20 16H21V15H20ZM25 16H26V15H25ZM57 16H58V15H57ZM67 16H68V15H67ZM67 16H66V17H67ZM79 16H80V15H79ZM110 16H111V15H110ZM114 16H115V15H114ZM120 16H121V15H120ZM126 16H127V15H126ZM130 16H132V15L130 14ZM130 16H129V17H130ZM173 16H174V13H173ZM204 16H205V15H204ZM204 16H203V18H204ZM210 16H211V15H210ZM210 16H209V17H210ZM216 16H217V15H216ZM233 16H234V15H233ZM250 16H251V15H250ZM252 16H253V15H252ZM257 16H258V15H256V17H257ZM26 17H27V16H26ZM28 17H30V16H28ZM32 17H33V16H32ZM77 17H78V16H77ZM101 17H102V16H101ZM112 17H113V16H112ZM112 17H110V18H112ZM118 17H119V16H118ZM127 17H128V16H127ZM138 17H139V16H138ZM147 17H148V16H147ZM151 17H152V16H151ZM159 17H161V15H160ZM175 17H176V15H175ZM184 17H185V16H184ZM209 17H208V18H209ZM217 17H218V16H217ZM222 17H223V16H222ZM236 17H237V16H236ZM236 17H235V19H236ZM240 17H241V15H240ZM243 17H244V16H243ZM247 17H249V16H247ZM247 17H246V18H247ZM55 18H56V17H55ZM93 18H94V17H93ZM107 18H108V19H107V21H108V20H109V15L107 16ZM113 18H114V17H113ZM113 18H112V19H113ZM132 18H134V17H132ZM153 18H154V17H153ZM169 18H170V17H169ZM169 18H168V19H169ZM194 18H196V17H194ZM206 18H207V16H206ZM215 18H216V17H215ZM224 18H225V17H224ZM230 18H231V17H230ZM230 18H229V19H230ZM252 18H253V17H252ZM1 19H2V18H1ZM28 19H29V18H28ZM56 19H58V18H56ZM62 19H63V18H62ZM79 19H80V18H79ZM97 19H98V18H97ZM130 19H131V18H130ZM145 19H146V18H145ZM156 19H157V18H156ZM158 19H159V18H158ZM160 19H161V18H160ZM181 19H182V18H181ZM220 19H221V18H220ZM226 19H227V18H226ZM254 19H255V18H254ZM31 20H32V19H29V21H31ZM70 20H71V19H70ZM91 20H92V19H91ZM105 20H106V19H105ZM113 20H114V19H113ZM124 20H125V19H124ZM124 20H122V21H124ZM127 20L129 21V19H127ZM131 20H132V19H131ZM142 20H143V19H142ZM142 20H141V21H142ZM169 20H171V19H169ZM169 20H168V21H169ZM175 20H176V19H175ZM195 20H196V19H195ZM211 20H213V18H212ZM214 20H215V19H214ZM216 20H217V19H216ZM26 21H27V20H26ZM67 21H69V20H67ZM86 21H88V20H86ZM103 21H104V20H103ZM147 21H148V20H147ZM182 21H183V19H182ZM187 21H188V20H187ZM192 21H193V20H192ZM198 21H199V20H198ZM200 21H201V20H200ZM204 21H205V19H204ZM204 21H203V23H204ZM206 21H207V20H206ZM218 21H219V20H218ZM222 21H223V20H222ZM236 21H237V20H236ZM244 21H245V19H244ZM73 22H74V21H73ZM89 22H90V21H89ZM108 22H109V21H108ZM136 22H138V21H136ZM157 22H158V21H157ZM159 22H160V21H159ZM163 22H165V21H163ZM190 22H191V21H190ZM32 23H33V20H32ZM44 23H45V22H44ZM44 23H42V24H44ZM65 23H66V21H65ZM70 23H71V22H70ZM70 23H69V25H70ZM92 23H93V22H92ZM92 23H91V24H92ZM94 23H95V22H94ZM96 23H97V22H96ZM96 23H95V24H96ZM106 23H107V22H106ZM113 23H114V22H113ZM133 23H134V22H133ZM165 23H166V22H165ZM181 23H182V22H181ZM193 23H194V22H193ZM199 23H200V22H199ZM199 23H198V24H199ZM210 23H211V22H210ZM220 23H221V22H220ZM230 23H232V21H231ZM234 23H235V22H234ZM247 23H248V22H247ZM256 23H257V21H256ZM2 24H3V23H2ZM5 24H6V23H5ZM28 24H29V23H28ZM34 24H35V23H34ZM81 24H82V22L80 23V25H81ZM84 24L86 25V22H84ZM88 24H89V23H88ZM88 24H87V25H88ZM121 24H122V23H121ZM135 24H136V23H135ZM141 24H142V23H141ZM141 24H140V25H141ZM144 24H145V23H144ZM211 24H212V23H211ZM211 24H210V25H211ZM69 25H67V26H69ZM97 25H98V24H97ZM107 25H108V24H107ZM119 25H120V24H119ZM133 25H134V24H133ZM145 25H146V24H145ZM150 25H151V24H150ZM158 25H159V24H158ZM160 25H161V23H160ZM172 25H173V23H172ZM186 25H187V24H186ZM200 25H201V24H200ZM217 25H218V24H217ZM219 25H220V24H219ZM229 25H230V24H229ZM243 25H244V24H243ZM247 25H248V24H247ZM259 25H260V24H259ZM32 26H33V25H32ZM76 26H77V25H76ZM108 26H109V25H108ZM116 26H117V25H116ZM125 26H126V24H125ZM170 26H171V25H170ZM170 26H169V27H170ZM174 26H175V25H174ZM183 26H184V25H183ZM183 26H182V27H183ZM192 26H193V25H192ZM194 26H196V25H194ZM198 26H199V25H198ZM213 26H214V24H213ZM213 26H212V27H213ZM254 26H255V25H254ZM256 26H257V25H256ZM7 27H8V26H7ZM7 27H6V28H7ZM33 27H34V26H33ZM41 27H42V25H41ZM43 27H44V26H43ZM45 27H46V26H45ZM79 27H80V26H79ZM133 27H135V25H134ZM145 27H146V26H145ZM148 27H149V30H151L150 26H148ZM156 27H157V26H156ZM200 27H202V26H200ZM200 27H199V28H200ZM209 27H210V26H209ZM209 27H208V28H209ZM217 27H218V26H217ZM224 27H225V26H224ZM248 27H249V26H248ZM248 27H247V28H248ZM6 28H5V29H6ZM71 28L74 29L73 27H71ZM92 28H93V27H92ZM94 28H95V26H94ZM119 28H120V27H119ZM135 28H136V27H135ZM157 28H158V27H157ZM170 28H171V27H170ZM190 28H191V26H190ZM190 28H187V29H190ZM194 28H195V27H194ZM206 28H207V27H206ZM206 28L204 29L205 31H206ZM214 28H215V26H214ZM218 28H219V27H218ZM218 28H217V29H218ZM259 28H261V27H259ZM259 28H258V29H259ZM35 29H37V28H35ZM82 29H84V28H82ZM114 29H115V28H114ZM123 29H124V28H123ZM145 29H146V28H145ZM145 29H144V31H147V30H145ZM154 29H156V28H154ZM161 29H162V28H161ZM161 29H160V32H161ZM163 29H167V28H163ZM176 29H177V28H176ZM181 29H182V28H181ZM185 29H186V28H185ZM187 29H186V30H187ZM211 29H213V28H211ZM215 29H216V28H215ZM240 29H241V28H240ZM249 29H250V28H249ZM254 29H255V27H254ZM261 29H262V28H261ZM1 30H2V28H1ZM70 30H71V29H70ZM78 30H79V29H78ZM89 30H91V29L89 28ZM92 30H93V29H92ZM95 30H96V29H95ZM106 30H107V29H106ZM126 30H127V29H126ZM134 30H136V29H134ZM158 30H159V29H158ZM179 30H180V29H179ZM194 30H195V29H194ZM197 30H198V28H197ZM208 30H210V29H208ZM208 30H207V32H208ZM213 30H214V29H213ZM213 30H211V32H212ZM245 30H246V28H245ZM35 31H36V30H35ZM63 31H64V30H63ZM86 31H88V29H87ZM127 31H128V30H127ZM129 31H130V30H129ZM141 31H142V30H141ZM141 31H140V32H141ZM156 31H157V30H156ZM156 31H155V33H158V32H159V31H158V32H156ZM168 31H169V30H168ZM176 31H177V30H176ZM181 31H182V30H181ZM181 31H180V32H181ZM187 31H188V30H187ZM195 31H196V30H195ZM200 31H201V29H200ZM214 31H215V30H214ZM241 31H242V30H241ZM0 32H1V31H0ZM61 32H62V31H61ZM73 32H74V31H73ZM91 32H92V31H91ZM97 32H98V31H97ZM121 32H122V31H121ZM123 32H124V30H123ZM130 32H131V31H130ZM165 32H166V31H165ZM165 32H164V33H165ZM173 32H175V31H173ZM191 32H192V30H191ZM191 32H190V33H191ZM198 32H199V31H198ZM201 32H202V31H201ZM217 32H218V31H217ZM242 32H243V31H242ZM252 32H253V31H252ZM257 32H258V31H257ZM1 33L3 34V32H1ZM10 33H11V32H10ZM29 33H30V32H29ZM65 33H66V31H65ZM75 33L77 34V32H75ZM80 33H82V32H80ZM103 33H104V32H103ZM147 33H148V32H147ZM193 33H194V31H193ZM212 33H213V32H212ZM212 33H211V34H212ZM237 33H238V32H237ZM245 33H246V32H245ZM15 34H16V33H15ZM18 34H19V33H18ZM25 34H26V33H25ZM32 34H33V33H32ZM32 34H31V35H32ZM37 34H38V33H37ZM49 34H50V32H49ZM76 34H75V35H76ZM82 34H83V33H82ZM86 34H87V33H86ZM89 34H91L90 31H89ZM94 34H95V32H94ZM94 34H93V35H94ZM135 34H136V33H135ZM143 34H145V33H143ZM153 34H154V33H153ZM173 34H174V33H173ZM180 34H181V33H180ZM211 34H210V35H211ZM221 34H222V33H221ZM221 34H220V36H221ZM239 34H240V33H239ZM250 34H251V33H250ZM7 35H8V33H7ZM13 35H14V34H13ZM28 35H29V34H28ZM34 35H35V34H34ZM60 35H61V33H60ZM63 35H64V34H63ZM71 35H73V33H72ZM71 35H70V36H71ZM80 35H81V34H80ZM118 35H120V34H118ZM124 35H125V32H124ZM148 35H149V34H148ZM154 35H155V34H154ZM159 35H160V34H159ZM159 35H158V37H159ZM170 35H171V34H170ZM170 35H169V36H170ZM178 35H179V33H178ZM187 35H188V34H187ZM187 35H186V36H187ZM192 35H193V34H192ZM242 35H243V34H242ZM248 35H249V34H248ZM248 35H247V39H249V38H248ZM252 35H253V34H252ZM256 35H257V34H256ZM256 35H255V36H256ZM11 36H12V35H11ZM23 36H24V35H23ZM37 36H38V35H37ZM67 36H68V35H67ZM73 36H74V35H73ZM84 36H85V35H84ZM90 36L92 37V35H90ZM128 36H130V35H128ZM133 36H134V35H133ZM164 36L166 37V35H164ZM164 36H163V37H164ZM174 36H175V34H174ZM190 36H191V35H190ZM212 36H213V34H212ZM238 36H239V35H238ZM243 36H246V34L243 35ZM250 36H251V35H250ZM253 36H254V35H253ZM260 36H261V35H260ZM26 37H28V36H26ZM63 37H64V36H63ZM88 37H89V36H88ZM119 37H120V36H119ZM122 37H123V36H122ZM122 37H121V38H122ZM140 37H141V36H140ZM142 37H143V36H142ZM142 37H141V38H142ZM147 37H149V36H147ZM152 37H153V36H151V38H152ZM199 37H200V36H199ZM205 37H206V36H205ZM217 37H218V36H217ZM257 37H258V36H257ZM11 38H12V37H11ZM19 38H20V37H19ZM67 38H68V37H67ZM72 38H74V37H72ZM72 38H71V39H72ZM82 38H83V37H82ZM93 38H94V37H93ZM144 38H145V37H144ZM153 38H154V37H153ZM155 38H156V37H155ZM188 38H189V36H188ZM194 38H195V37H194ZM196 38H197V37H196ZM209 38H211L212 40L215 39V38H213V37H209ZM252 38H255V37H252ZM1 39H2V38H1ZM3 39H4V38H3ZM13 39H14V38H13ZM32 39H33V37H32ZM36 39H37V38H36ZM68 39H69V38H68ZM68 39H66V37H65V40H68ZM74 39H75V38H74ZM78 39H79V38H78ZM83 39H85V38H83ZM100 39H101V38H100ZM106 39H107V38H106ZM122 39H123V38H122ZM124 39H125V38H124ZM131 39H133V38H131ZM134 39H136V38H134ZM184 39H185V36H184ZM186 39H187V37H186ZM186 39H185L184 41H186ZM216 39H217V38H216ZM237 39H238V37H237ZM247 39H246V40H247ZM88 40H89V39H87V42H88ZM112 40H113V39H112ZM119 40H120V39H119ZM125 40H126V39H125ZM146 40H147V39H146ZM188 40H189V39H188ZM192 40H193V39H192ZM206 40H207V39H206ZM217 40H218V39H217ZM217 40H216V41H217ZM224 40H225V39H224ZM244 40H245V37H244ZM255 40H256V39H255ZM1 41H2V40H1ZM4 41H6V40H4ZM9 41H10V39H9ZM43 41H44V40H43ZM60 41H61V40H58V42H60ZM63 41H64V40H63ZM63 41H62V42H63ZM101 41H102V40H101ZM107 41H108V40H107ZM154 41H155V40H154ZM157 41H158V40H157ZM163 41H164V40H163ZM167 41H168V40H167ZM181 41H183V40H181ZM197 41H198V40H197ZM199 41H200V40H199ZM199 41H198V42H199ZM214 41H215V40H214ZM235 41H236V40H235ZM250 41H251V39H250ZM259 41H260V38H259ZM263 41H264V40H263ZM6 42H7V41H6ZM27 42H28V41H27ZM31 42H32V40H31ZM37 42H39V41H37ZM46 42H47V41H45V43H46ZM58 42H57V43H58ZM62 42H61V43H62ZM65 42H66V41H64V43H65ZM91 42H92V41H91ZM127 42H128V41H127ZM132 42H134V41L132 40ZM143 42H144V41H143ZM186 42H187V41H186ZM207 42H208V41H207ZM217 42H218V41H217ZM221 42H223V40H222ZM221 42H220V43H221ZM227 42H229V41H227ZM227 42H226V43H227ZM10 43H12V42L10 41ZM28 43H29V42H28ZM48 43H49V42H48ZM50 43H51V42H50ZM61 43H60V44H61ZM138 43H141V42H138ZM147 43H148V42H147ZM158 43H159V42H158ZM158 43H157V44H158ZM160 43H161V42H160ZM163 43H164V42H163ZM163 43H162V44H163ZM176 43H177V42H176ZM202 43H203V42H202ZM218 43H219V42H218ZM223 43H224V42H223ZM239 43H240V42H239ZM3 44H5V43H3ZM53 44H54V42H53ZM62 44H63V43H62ZM103 44H104V43H103ZM112 44H113V43H112ZM133 44H135V43H133ZM151 44H152V43H151ZM164 44H165V43H164ZM179 44H180V43H179ZM185 44H186V43H185ZM192 44H194V43L192 42ZM212 44H213V43H212ZM245 44H246V43H245ZM0 45H1V44H0ZM5 45H8V44H5ZM9 45H10V44H9ZM12 45H14V44H12ZM68 45H69V44H68ZM68 45H67V46H68ZM87 45H88V44H87ZM96 45H97V44H96ZM126 45H127V44H126ZM130 45H131V44H130ZM140 45H141V44H140ZM149 45H150V44H149ZM173 45H175V43H174ZM198 45H199V44H198ZM210 45H211V44H210ZM222 45H223V44H222ZM222 45H220V46H222ZM224 45H226V44H224ZM227 45H229V44H227ZM249 45H250V44H249ZM28 46H31V44H30V45L28 44ZM51 46H52V45H51ZM59 46H60V45H59ZM72 46H73V45H72ZM104 46H105V45H104ZM104 46H102V47L104 48ZM127 46H128V45H127ZM137 46H138V45H137ZM137 46H136V47H137ZM144 46H145V45H144ZM155 46H156V45H155ZM162 46H163V45H161L160 47H162ZM170 46H171V45H170ZM200 46H201V44H200ZM200 46H199V47H200ZM202 46H203V45H202ZM202 46H201V47H202ZM261 46H263V44H262ZM64 47H65V45H64ZM81 47H82V46H81ZM134 47H135V46H134ZM134 47H133V48H134ZM136 47H135V48H136ZM160 47H159V48H160ZM191 47H192V46H191ZM197 47H198V46H197ZM199 47H198V48H199ZM205 47H206V46H205ZM246 47H247V46H246ZM257 47H258V46H257ZM9 48H10V47H9ZM13 48H14V46H13ZM21 48H22V47H21ZM67 48H68V47H67ZM110 48H111V47H110ZM112 48H114V49H113L114 52H115L116 49H118V48L115 49V47H113V45H112ZM135 48H134V49H135ZM162 48H163V47H162ZM178 48H179V47H178ZM193 48H194V47H193ZM202 48H203V47H202ZM209 48H210V47H209ZM261 48H262V47H261ZM47 49H48V48H47ZM79 49H80V47H79ZM105 49H106V48H105ZM127 49H128V48H127ZM130 49H132V47H131ZM137 49H138V48H137ZM137 49H135V51H136ZM140 49H141V48H140ZM149 49H150V48H149ZM160 49H161V48H160ZM164 49H165V47H164ZM185 49H188V48H185ZM231 49H232V48H231ZM31 50L33 51L32 46H31ZM41 50H42V49H41ZM50 50H51V49H50ZM132 50H133V49H132ZM143 50H144V49H143ZM145 50H146V48H145ZM175 50H176V49H175ZM189 50H191V49H189ZM211 50H213V49L211 48ZM217 50H218V49H217ZM244 50H245V49H244ZM26 51H27V50H26ZM36 51H38V49H36ZM45 51H46V50H45ZM47 51L49 52V50H47ZM52 51H53V50H52ZM77 51H79V50L77 49ZM85 51H86V50H85ZM105 51H106V50H105ZM111 51H112V50H111ZM118 51H119V50H118ZM123 51H124V50H123ZM133 51H134V50H133ZM133 51H132V52H133ZM152 51H153V49H152ZM180 51H181V50H180ZM221 51H222V48H221ZM30 52H31V51H30ZM33 52H34V51H33ZM39 52H41V51H39ZM39 52H38V53H39ZM81 52H82V50H81ZM89 52H90V51H89ZM103 52H104V51H103ZM121 52H122V51H121ZM147 52H148V51H147ZM154 52H155V51H153V53H154ZM190 52H192V50H191ZM193 52H194V51H193ZM226 52H227V51H226ZM248 52H249V51H248ZM1 53H2V52H1ZM115 53H116V52H115ZM118 53H120V52H118ZM143 53H144V52H143ZM155 53H156V52H155ZM174 53H175V52H174ZM178 53H179V52H178ZM178 53H177V54H178ZM188 53H189V52H188ZM256 53H257V51H256ZM258 53H259V52H258ZM3 54H4V53H3ZM26 54H27V53H26ZM40 54H41V53H40ZM40 54H38V55H40ZM42 54H43V53H42ZM42 54H41V55H42ZM111 54H113V52H112ZM139 54L141 55V53H139ZM5 55H6V54H5ZM10 55H11V54H10ZM33 55H34V53H33ZM104 55H106V54L104 53ZM124 55H125V53H124ZM124 55H123V56H124ZM184 55H185V54H184ZM14 56H15V55H14ZM14 56H13V58H14ZM24 56H25V55H24ZM35 56H37V55L35 54ZM80 56H81V55H80ZM112 56H113V58H114V55H112ZM120 56H121V55H120ZM126 56H127V55H126ZM143 56H144V55H143ZM148 56H149V55H148ZM255 56H256V55H255ZM261 56H262V55H261ZM9 57H10V56H9ZM38 57H39V56H38ZM38 57H37V58H38ZM54 57H55V56H54ZM72 57H73V56H72ZM109 57H110V55H109ZM115 57H116V55H115ZM124 57H125V56H124ZM141 57H142V56H141ZM144 57H145V56H144ZM150 57H151V56H150ZM193 57H194V56H193ZM221 57H223V56H221ZM242 57H243V56H242ZM259 57H260V56H259ZM262 57H263V56H262ZM98 58H100V57H98ZM111 58H112V57H111ZM113 58H112V59H113ZM117 58H118V55H117ZM132 58H133V56H132ZM180 58H181V57H180ZM199 58H201V56H200ZM202 58H203V57H202ZM234 58H235V57H234ZM238 58H239V57H238ZM253 58H254V56H253ZM253 58H252V59H253ZM14 59H15V58H14ZM32 59H33V58H32ZM39 59H40V58H39ZM85 59H86V58H85ZM107 59H108V58H107ZM107 59H105V60H107ZM109 59H110V58H109ZM114 59H115V58H114ZM130 59H131V58H130ZM136 59H137V58H136ZM136 59H134V60H136ZM143 59H144V58H143ZM224 59H225V58H224ZM248 59H250V58H248ZM248 59H247V60H248ZM260 59H261V58H260ZM9 60H10V59H9ZM9 60H7V61L9 62ZM33 60H35V57H34ZM36 60H37V59H36ZM68 60H69V59H68ZM81 60H82V59H81ZM123 60H125V59H123ZM140 60L142 61V58H141ZM237 60H238V59H237ZM257 60H258V59H257ZM31 61H32V60H31ZM40 61L43 62L42 60H40ZM40 61L38 62V60H37V63L39 64ZM108 61H109V60H108ZM115 61H116V60H115ZM141 61H139V62H141ZM143 61H144V60H143ZM222 61H223V60H222ZM245 61H246V60H245ZM251 61H252V60H251ZM8 62H7V63H8ZM13 62H14V61H13ZM32 62H33V61H32ZM80 62H82V61H80ZM80 62H79V63H80ZM93 62L95 63L96 60L93 61ZM110 62H111V61H110ZM110 62L108 63V65H110ZM119 62H120V61H119ZM147 62H148V61H147ZM151 62H152V61H151ZM154 62H156V61H153V64H154ZM187 62H189V61H187ZM233 62H234V60H233ZM257 62H259V61H257ZM65 63H66V62H65ZM128 63H129V61H128ZM145 63H146V62H144V65H145ZM148 63H150V62H148ZM204 63H205V62H204ZM30 64H32V63H30ZM38 64H37V65H38ZM43 64H44V63H43ZM60 64H61V63H60ZM89 64H90V63H89ZM98 64H99V63H98ZM106 64H107V63H106ZM106 64H105V65H106ZM113 64H114V63H113ZM123 64H124V62H123ZM137 64H138V63H137ZM137 64H136V65H137ZM150 64H151V63H150ZM160 64H161V63H160ZM211 64H212V63H211ZM32 65H33V64H32ZM34 65H35V63H34ZM34 65H33V66H34ZM44 65H45V64H44ZM87 65H88V64H87ZM108 65H107V66H108ZM114 65H115V64H114ZM128 65H130V64H128ZM128 65H127V66H128ZM147 65H148V64H147ZM180 65H181V64H180ZM237 65H238V64H237ZM27 66H28V65H27ZM38 66H39V65H38ZM38 66H37V67H38ZM41 66H43V65H41ZM47 66H48L47 69H49V68H50V67H49V64H48ZM67 66H68V62H67ZM77 66H78V65H77ZM90 66H91V65H90ZM94 66H95V64H94ZM99 66H100V65H99ZM118 66H119V64H118ZM121 66H122V65H121ZM124 66H125V68L127 67L126 65H124ZM132 66H133V64H132ZM157 66H158V65H157ZM157 66L154 67V68H157ZM159 66H160V65H159ZM159 66H158V67H159ZM183 66H184V65H182V67H183ZM247 66H248V65H247ZM6 67H7V66H6ZM44 67H45V66H44ZM78 67H79V66H78ZM78 67H77V69H78ZM91 67H92V66H91ZM111 67H112V63H111ZM115 67H116V66H115ZM115 67H114V68H115ZM140 67H141V66H140ZM144 67H145V66H144ZM148 67H149V65H148ZM172 67H173V66H172ZM175 67H176V66H175ZM184 67H185V66H184ZM192 67H193V66H192ZM224 67H225V65H224ZM227 67H229V66H227ZM235 67H236V66H235ZM30 68H31V67H30ZM40 68H41V67H40ZM81 68H82V67H81ZM81 68H79V69H81ZM92 68H93V67H92ZM132 68H133V67H132ZM141 68H143V67H141ZM141 68H140V70H142ZM168 68H169V67H168ZM170 68H171V67H170ZM217 68H218V67H217ZM217 68H216V69H217ZM219 68H220V67H219ZM249 68H250V67H249ZM251 68H252V67H251ZM262 68H263V67H262ZM32 69H33V68H32ZM36 69H37V68H35L34 70H36ZM38 69H39V68H38ZM38 69H37V70H38ZM42 69H44V68H42ZM42 69H41V70H42ZM75 69H76V67H75ZM75 69H73V71H74ZM90 69H91V68H90ZM107 69H108V68H107ZM107 69H106V70H107ZM123 69H124V68H123ZM123 69H122V70H123ZM128 69H129V68H128ZM130 69H131V68H130ZM138 69H139V67H138ZM138 69H137V70H138ZM144 69H147V68H144ZM176 69H177V68H176ZM176 69H175V71H176ZM216 69H215V70H216ZM256 69H257V68H256ZM37 70H36V71H37ZM44 70H45V69H44ZM91 70H93V69H91ZM109 70H110V69H109ZM114 70H116V69H114ZM114 70H113V71H114ZM120 70H121V69H120ZM120 70H119V71H120ZM122 70H121V71H122ZM124 70H126V69H124ZM132 70H133V69H131V71H132ZM147 70H148V69H147ZM153 70H154V69H153ZM171 70H172V69H171ZM182 70H183V69H182ZM184 70H185V69H184ZM212 70H214V68H212ZM30 71H31V70H30ZM32 71H33V70H32ZM80 71H81V70H80ZM86 71H87V69H86ZM88 71H89V70H88ZM95 71H97V69H96ZM111 71H112V70H111ZM111 71H110V72H111ZM113 71H112V72H113ZM116 71H117V70H116ZM148 71H149V70H148ZM151 71H152V70H151ZM188 71H189V70H188ZM188 71H187V72H188ZM219 71H220V70H219ZM234 71H235V69H234ZM240 71H241V70H240ZM45 72H47V71H45ZM50 72H51V71H50ZM50 72H49V73H50ZM56 72H57V71H56ZM70 72H71V71H70ZM75 72H77V71H75ZM98 72H100V70H98ZM138 72H139V71H138ZM138 72H137V73H138ZM146 72H147V71H146ZM157 72H158V71H157ZM157 72H156V73H157ZM172 72H174V71L172 70ZM176 72H177V71H176ZM181 72H182V71H180V73H181ZM217 72H218V70H217ZM30 73H31V72H30ZM30 73H29V74H30ZM34 73H35V72H34ZM36 73H37V72H36ZM39 73L41 74V72H39ZM42 73H43V72H42ZM51 73H52V72H51ZM51 73H50V74H51ZM65 73H66V72H65ZM67 73H68V72H67ZM88 73H89V72H88ZM129 73H130V71L128 72V74H129ZM135 73H136V72H135ZM144 73H145V72H144ZM156 73H155V74H156ZM178 73H179V72H178ZM182 73L184 74V72H182ZM182 73H181V74H182ZM188 73H192V72H188ZM193 73H194V72H193ZM214 73H215V72H214ZM230 73H231V72H230ZM255 73H256V72H255ZM7 74H8V73H7ZM26 74H27V72H26ZM46 74H47V73H46ZM70 74H73V73H70ZM76 74H77V73H76ZM92 74H93V71H92ZM92 74H91V75H92ZM98 74H99V73H98ZM98 74H97V76H99ZM104 74H105V73H104ZM113 74H115V71L113 72ZM124 74H127V73H124ZM132 74H133V73H132ZM146 74H147V73H145V75H146ZM150 74H151V72H150ZM155 74H153V75H155ZM174 74H175V73H174ZM181 74H180V76H181ZM219 74H220V72H219ZM222 74H223V73H222ZM222 74H220V75H222ZM233 74H235V73H233ZM237 74H238V73H237ZM241 74H242V73H241ZM257 74H258V73H256V75H257ZM34 75H35V74H34ZM34 75H33V76H34ZM38 75H39V74H38ZM63 75L65 76V74H63ZM73 75H74V74H73ZM73 75H71V76H73ZM80 75H81V74H80ZM80 75H79V76H80ZM85 75H86V74H85ZM106 75H107V74H106ZM109 75H110V74H109ZM109 75H107V76L109 77ZM111 75H112V74H111ZM111 75H110V76H111ZM115 75H116V74H115ZM138 75H139V73H138ZM138 75H137V77H138ZM151 75H152V74H151ZM185 75H186V73H185ZM189 75L192 76V74H189ZM189 75H188V76H189ZM215 75H216V74H215ZM226 75H227V74H226ZM259 75H260V74H259ZM262 75H263V74H262ZM29 76H30V75H29ZM40 76L43 77L42 74H41ZM48 76H49V75H48ZM74 76H76V75H74ZM74 76H73V77H74ZM77 76H78V75H77ZM100 76H101V75H100ZM113 76H114V75H113ZM183 76H184V75H183ZM183 76H182V77H183ZM203 76H205V75H203ZM217 76H218V74H217ZM217 76H216V77H217ZM3 77H4V75H3ZM38 77H39V76H38ZM38 77H37V75H36V77H33V78H38ZM117 77H118V75H117ZM134 77H136V76H134ZM141 77H142V76H141ZM141 77L139 76L138 78L140 79ZM143 77H145V76H143ZM150 77H153V76H150ZM172 77H173V76H172ZM184 77H185V76H184ZM198 77H199V76H198ZM206 77L208 78V76H206ZM214 77H215V76H214ZM216 77H215L214 79H216ZM256 77H257V76H256ZM259 77H260V76H259ZM261 77H262V76H261ZM27 78H28V76H27ZM44 78H45V75H44ZM61 78H62V77H61ZM65 78H66V77H65ZM67 78H68V77H67ZM70 78H72V77H70ZM70 78H68V79H70ZM85 78H87V77L85 76ZM88 78H90V77H88ZM88 78H87V79H88ZM94 78H95V77H94ZM102 78H103V77H102ZM132 78H133V77H132ZM166 78H167V77H166ZM180 78H181V77H180ZM204 78H205V77H204ZM212 78H213V77H212ZM217 78H218V77H217ZM236 78H237V77H236ZM51 79H52V78H51ZM62 79H63V78H62ZM68 79H67V82H68ZM73 79H75V77H74ZM80 79H81V76H80ZM91 79H92V76H91ZM97 79H98V77H97ZM104 79H105V78H104ZM113 79H114V77H113ZM113 79H112V81H114ZM122 79H123V78H122ZM145 79H146V78H145ZM147 79H148V78H147ZM214 79H212V80H214ZM221 79H222V78H221ZM227 79H229V77L225 78L226 82H227ZM238 79H239V78H238ZM247 79H248V78H247ZM30 80H31V79H30ZM42 80H43V79H42ZM48 80H49V79H48ZM81 80H82V79H81ZM85 80H86V79H85ZM85 80H83V82H84ZM116 80H118V79H116ZM127 80H128V79H127ZM135 80H136V79H135ZM135 80H133V81H135ZM142 80H144V78H142ZM149 80H150V78H149ZM149 80H147V81L149 82ZM170 80H171V79H170ZM192 80H194V79H192ZM196 80H197V78H196ZM196 80H195V82H196ZM200 80H201V79H200ZM200 80H199V81H200ZM209 80H211V79L209 78ZM222 80H223V79H222ZM225 80H224V81H225ZM231 80L233 81V79H231ZM248 80H249V79H248ZM250 80H251V78H250ZM253 80H254V79H253ZM255 80H256V79H255ZM259 80H260V79H259ZM27 81H28V79H27L25 82H27ZM36 81H37V80H36ZM45 81H46V80H45ZM59 81H61V80L58 79V83H59ZM72 81H73V80H72ZM74 81H76V80H74ZM92 81H93V80H92ZM92 81L90 80V82H92ZM95 81H98V80H95ZM95 81H94V82H95ZM129 81H130V79H129ZM147 81H146V82H147ZM183 81H184V80H183ZM206 81H207V80H206ZM216 81H217V80H216ZM229 81H230V80H229ZM243 81H246V80H243ZM262 81H263V80H262ZM15 82H18V81H15ZM30 82H31V81H30ZM30 82H29V84H30ZM55 82H56V81H55ZM61 82H62V81H61ZM79 82H80V81H79ZM108 82H109V81H108ZM135 82H136V81H135ZM140 82H141V81H140ZM140 82H139V83H140ZM146 82H145V84H147ZM172 82H173V81H172ZM212 82H213V81H212ZM235 82H236V81H235ZM257 82H258V80H257ZM257 82H256V86H258L259 83H260V82H258V83H257ZM3 83H4V82H3ZM19 83H20V82H19ZM22 83H23V82H22ZM22 83H21V84H22ZM31 83H32V82H31ZM42 83H43V86H44V85H45V84H44V81H43ZM71 83L73 84V82H71ZM111 83H112V82H111ZM113 83H114V82H113ZM153 83H154V82H153ZM157 83H158V82H157ZM178 83H180V82H178ZM203 83H204V82H203ZM209 83H210V81H209ZM223 83L225 84V82H223ZM233 83H234V82H233ZM237 83H238V82H237ZM239 83H240V81H239ZM241 83H242V82H241ZM249 83H250V82H249ZM17 84H18V83H17ZM53 84H55V83H53ZM56 84H57V82H56ZM61 84H64V83H61ZM68 84H69V82H68ZM72 84H71V85H72ZM88 84H89V83H88ZM93 84H94V83H93ZM103 84H104V83H103ZM106 84H107V83H106ZM123 84H126V82L123 83ZM131 84H132V83H131ZM148 84H149V83H148ZM214 84H216V83H214ZM218 84H219V82H218ZM242 84H244V83H242ZM18 85H19V84H18ZM22 85H23V84H22ZM41 85H42V84H41ZM51 85H52V84H51ZM59 85H60V83H59ZM71 85H70V86H71ZM73 85H74V84H73ZM75 85H76V84H75ZM84 85H85V84H84ZM116 85H118V84H116ZM143 85H144V84H143ZM174 85H175V84H174ZM194 85H195V84H194ZM197 85H198V84H197ZM200 85H201V84H200ZM221 85H222V84H221ZM226 85H227V83H226ZM239 85H241V84H239ZM245 85H246V84H245ZM252 85H253V84H252ZM262 85H263V84H262ZM23 86H26V85H23ZM53 86H55V85H53ZM63 86H66V84H64ZM78 86H79V85H78ZM78 86H77V87H78ZM82 86H83V85H82ZM92 86H93V85H92ZM119 86H120V85H118V87H119ZM134 86H136V84L133 85V87H134ZM146 86H147V85H146ZM146 86H143V87H146ZM178 86H179V85H178ZM180 86H184V85H180ZM201 86H202V85H201ZM210 86L212 87L213 85L210 84ZM210 86H209V87H210ZM222 86H223V85H222ZM232 86H233V85H232ZM234 86H235V85H234ZM18 87L20 88V86H18ZM18 87H17V88H18ZM21 87H22V86H21ZM47 87H48V86H47ZM47 87H46V89H47ZM55 87H57V86H55ZM55 87H53V88H55ZM72 87H73V86H72ZM84 87H86V86H84ZM111 87H112V86H111ZM120 87H121V86H120ZM123 87H124V86H123ZM126 87H127V86H126ZM131 87H132V86H131ZM136 87H137V86H136ZM140 87H142V86H139V88H140ZM153 87H154V86H153ZM235 87H236V86H235ZM248 87H249V86H248ZM250 87H254V86H250ZM261 87H262V86H261ZM22 88H23V87H22ZM67 88H68V87H67ZM89 88H90V87H89ZM93 88H94V87H93ZM102 88H103V87H102ZM113 88H114V87H113ZM134 88H135V87H134ZM147 88H148V87H147ZM175 88H176V87H175ZM203 88H204V87H203ZM205 88H206V87H205ZM215 88H216V87H215ZM262 88H263V87H262ZM15 89H16V88H15ZM48 89H49V88H48ZM86 89H87V88H86ZM100 89H101V87H100ZM105 89H106V88H105ZM107 89H108V88H107ZM107 89H106V90H107ZM111 89H112V88H111ZM122 89H123V88H122ZM128 89H129V87H128ZM137 89H138V88H137ZM141 89H142V88H141ZM144 89H145V88H144ZM148 89H149V88H148ZM178 89H179V88H177L176 90H178ZM229 89H231V87H229ZM234 89H235V88H234ZM234 89H233V90H234ZM236 89H237V88H236ZM240 89H241V88H240ZM258 89H259V88H258ZM9 90H10V89H9ZM12 90H14V89H12ZM16 90H17V89H16ZM20 90H21V88H20ZM50 90H51V89H50ZM63 90H65V89H63ZM67 90H68L67 92H69V91H70V88H68ZM76 90H78V89H76ZM89 90H90V89H88V91H89ZM92 90H93V89H92ZM95 90H96V89H95ZM97 90H98V89H97ZM97 90H96V91H97ZM109 90H110V89H109ZM115 90L118 91V89H115ZM126 90H127V89H126ZM126 90H124V91L126 92ZM130 90H132V88H131ZM150 90H151V89H150ZM164 90H165V89H164ZM176 90H175V91H176ZM188 90H191V89H188ZM222 90H223V89H222ZM225 90H226V88H225ZM242 90H243V89H242ZM242 90H240V91L242 92ZM244 90H245V89H244ZM2 91H3V90H2ZM18 91H19V90H18ZM52 91H54V90H52ZM52 91H51V92H52ZM61 91H62V90H61ZM73 91H75V90H73ZM78 91H79V90H78ZM78 91H77V93H78ZM113 91H114V90H113ZM120 91H121V89H120ZM124 91H122V92H124ZM127 91H128V90H127ZM139 91H141V90H139ZM152 91H154V90L152 89ZM152 91H151V92H152ZM219 91H220V90H219ZM235 91H236V90H235ZM235 91H234V92H235ZM237 91H239V89H238ZM247 91H248V90H247ZM247 91H246V92H247ZM254 91H255V90H254ZM259 91H260V90H259ZM263 91H264V90H263ZM6 92H7V94H8V91H5V93H6ZM39 92H40V91H39ZM46 92H47V90L45 91V93H46ZM49 92H50V91H49ZM65 92H66V91H65ZM65 92H64V93H65ZM99 92H100V91H99ZM102 92H103V91H102ZM133 92H134V91H133ZM137 92H138V91H137ZM142 92H143V91H142ZM155 92H156V91H155ZM155 92H154V93H155ZM187 92H189V91H187ZM192 92H193V90H192ZM229 92H230V91H229ZM248 92H249V91H248ZM255 92H256V91H255ZM11 93H12V96H14V95H13V91H12ZM36 93H37V92H36ZM61 93H62V92L59 91V94H61ZM64 93H63V94H64ZM73 93H74V92H73ZM75 93H76V92H75ZM77 93H76V94H77ZM79 93H80V92H79ZM86 93H87V91H86ZM96 93H98V92H96ZM126 93H127V92H126ZM154 93H153V94H154ZM174 93H175V92H174ZM177 93H178V92H177ZM189 93H190V92H189ZM244 93H245V92H244ZM252 93H253V90H252ZM14 94H16V96H17V93H16V92H15ZM41 94H42V93H41ZM41 94H40V95H41ZM53 94H54V93H53ZM59 94H58V96H59ZM66 94H68V93H66ZM90 94H92V93H90ZM102 94H103V93H102ZM137 94H138V93H137ZM178 94H179V93H178ZM249 94H250V93H249ZM256 94H257V93H256ZM8 95H9V94H8ZM8 95H7V97H8ZM10 95H11V94H10ZM20 95H21V94L19 93V96H20ZM45 95H46V94H45ZM73 95H74V94H73ZM79 95H80V94H79ZM117 95H118V94H117ZM130 95H131V94H130ZM130 95H129V96H130ZM150 95H151V94H150ZM150 95H149V96H150ZM155 95H156V94H155ZM160 95H161V94H160ZM166 95H167V94H166ZM185 95H187V94L185 93ZM247 95H248V93H247ZM251 95H253V94H251ZM259 95H260V94H259ZM58 96H57V98H59ZM62 96H63V95H62ZM65 96H66V95H65ZM68 96H69V94H68ZM74 96H75V95H74ZM124 96H125V95H124ZM135 96H136V95H135ZM139 96H140V95H139ZM157 96H158V95H157ZM244 96H245V95H244ZM23 97H24V95H23ZM23 97H22V98H23ZM38 97H40V96H38ZM71 97H72V95L70 96V98H71ZM79 97L81 98L82 96L80 95ZM79 97L77 96V97H75V98H78V99H79ZM91 97H92V96H91ZM95 97H96V96H95ZM98 97H99V96H98ZM109 97H110V96H109ZM133 97H134V96H133ZM150 97H151V96H150ZM150 97H149V98H150ZM165 97H166V96H165ZM179 97H180V96H179ZM187 97L190 98L189 96H187ZM219 97H220V96H219ZM245 97H246V96H245ZM248 97H249V96H248ZM253 97H255V95H254ZM16 98H17V97H16ZM29 98H31V96H30ZM34 98H35V96H34ZM36 98H37V97H36ZM65 98H66V97H65ZM99 98H100V97H99ZM101 98H102V97H101ZM129 98H130V97H129ZM135 98H136V97H135ZM144 98H145V97H144ZM144 98H143V99H144ZM157 98H159V97H157ZM160 98L162 99V97H160ZM210 98H211V97H210ZM216 98H217V97H216ZM234 98L236 99V96H235ZM234 98H233V99H234ZM243 98H244V97H243ZM250 98H251V97H250ZM258 98H259V97H258ZM261 98H262V97H261ZM5 99H6V98H5ZM10 99H12V98H10ZM19 99H20V97H19ZM62 99H64V98L62 97ZM66 99H67V98H66ZM73 99H74V98H73ZM73 99H72V100H73ZM82 99H83V98H82ZM93 99H95V98H93ZM114 99H115V98H114ZM133 99H134V98H133ZM139 99H141V98L138 97L137 100L139 101ZM143 99H142V100H143ZM185 99H186V98H185ZM195 99H196V98H195ZM233 99H232V100H233ZM241 99H242V98H241ZM1 100H2V98H1ZM17 100H18V99H17ZM26 100H27V99H26ZM32 100H33V99H32ZM53 100H54V99H53ZM57 100H58V99H57ZM69 100H70V99H69ZM100 100H101V99H100ZM122 100H123V99H122ZM126 100H128V98H126L125 101H126ZM131 100H132V99H131ZM154 100H155V99H154ZM158 100H160V99H158ZM158 100H157V101H158ZM170 100H173V99L171 98ZM206 100H207V99H206ZM245 100H247V99H245ZM41 101H42V100H41ZM41 101H40V103H39V104H41V105H44V104L46 103V102L44 103V102L42 101V102L44 103V104H43V103H41ZM46 101H47V100H46ZM55 101H56V99H55ZM76 101H77V100H76ZM103 101H104V100H103ZM103 101H102V102H103ZM112 101H113V100H112ZM149 101H150V100H149ZM151 101H152V99H151ZM157 101H156V102H157ZM178 101H179V99H178ZM215 101H216V100H215ZM219 101H222V100H219ZM256 101H257V100H256ZM17 102H18V101H17ZM17 102H15V104H16ZM20 102H21V100H20ZM51 102H52V100H51ZM64 102L68 103V102H70V101H68V102H67V101H64ZM64 102H63V103H64ZM80 102H81V101H80ZM139 102H140V101H139ZM174 102H176V101L174 100ZM186 102H187V101H186ZM226 102H227V101H226ZM234 102H235V101H234ZM239 102H240V101H239ZM242 102H243V100H242ZM250 102H251V101L249 100L248 103H250ZM18 103H19V102H18ZM21 103H22V102H21ZM58 103H59V101H58ZM71 103H73V102H70V104H71ZM81 103H82V102H81ZM98 103H99V102H98ZM110 103H111V102H110ZM112 103H113V102H112ZM115 103H116V102H115ZM120 103H121V102H120ZM152 103H153V102H152ZM192 103H193V102H192ZM29 104H30V103H29ZM95 104H96V103H95ZM122 104H123V103H122ZM129 104H130V103H129ZM171 104H172V102H171ZM174 104H175V103H174ZM197 104H198V103H197ZM234 104H235V103H234ZM236 104H237V103H236ZM239 104H240V103H239ZM246 104H247V103H246ZM250 104H251V103H250ZM257 104H259V103H257ZM0 105H3V104L1 103ZM5 105H6V104H5ZM11 105H12V104H11ZM52 105H53V104H52ZM57 105H58V104H57ZM65 105H66V104H65ZM65 105H64V106H65ZM71 105H72V104H71ZM73 105H74V104H73ZM107 105H108V104L106 103L105 106H107ZM110 105H111V104H110ZM110 105H109V107H110ZM113 105H114V103H113L111 106H113ZM118 105H119V104H118ZM125 105H126V104H125ZM125 105H124V106H125ZM127 105H128V104H127ZM138 105H139V103H138ZM169 105H170V104H169ZM183 105H184V104H183ZM186 105H187V104H186ZM190 105H191V104H190ZM217 105H218V103H217ZM229 105H230V102H229ZM232 105H233V104H232ZM254 105H255V104H254ZM262 105H264V104H262ZM21 106H22V105H21ZM37 106H38V104H37ZM37 106H35V108H36ZM45 106H46L47 108L49 107L48 105H45ZM66 106H68V105H66ZM114 106H115V105H114ZM114 106H113V107H114ZM124 106H123V109H124ZM130 106H131V105H130ZM130 106H129V107H130ZM139 106H140V105H139ZM154 106H155V105H154ZM156 106H157V105H156ZM167 106H168V105H167ZM194 106H195V105H194ZM197 106L199 107L200 105H197ZM202 106H204V105L202 104ZM224 106H226V105H224ZM235 106H236V105H235ZM243 106H244V105H243ZM246 106H247V105H246ZM22 107H23V106H22ZM29 107H30V106H29ZM40 107H41V106H40ZM68 107H69V106H68ZM68 107H67V108H68ZM71 107H72V106H71ZM77 107H78V104H77ZM125 107H126V106H125ZM133 107H134V106H133ZM174 107H176V106H174ZM195 107H196V106H195ZM195 107H194V108H195ZM206 107H207V106H206ZM209 107H211V106H209ZM248 107H249V106H248ZM256 107H257V105H256ZM261 107H262V106H261ZM0 108H1V107H0ZM52 108H53V107H51V109H52ZM64 108H65V107H64ZM107 108H108V107H107ZM111 108H112V107H111ZM127 108H128V107H127ZM127 108H125V109H127ZM157 108H158V107H157ZM164 108H166V107H164ZM186 108H187V107H186ZM191 108H192V107H191ZM194 108H193V109H194ZM196 108H197V107H196ZM196 108L194 109V111L196 110ZM229 108H230V107H229ZM1 109L3 110V107H2ZM30 109H31V108H30ZM38 109H39V108H38ZM48 109H49V108H48ZM69 109H70V108H69ZM112 109H113V108H112ZM129 109H131V108H129ZM139 109H140V108H139ZM153 109H154V108H153ZM155 109H156V108H155ZM176 109H177V108H176ZM178 109H179V108H178ZM180 109H181V108H180ZM187 109H188V108H187ZM199 109H200V108H199ZM208 109H209V108H208ZM246 109H247V108H246ZM248 109H249V108H248ZM258 109H259V107H258ZM104 110H105V109H104ZM121 110H122V109H121ZM134 110H135V109H134ZM159 110H160V109H159ZM161 110H162V109H161ZM183 110H184V109H183ZM202 110H204V109H202ZM211 110H212V109H211ZM211 110H210V111H211ZM238 110H239V109H238ZM240 110H241V109H240ZM242 110H243V109H242ZM6 111H7V110H6ZM6 111H5V112H6ZM8 111H9V109H8ZM31 111H32V109H31ZM33 111H34V110H33ZM46 111H47V110H46ZM69 111H71V110H69ZM111 111H112V110H111ZM115 111H116V110H115ZM142 111H143V110H141L140 113H142ZM144 111L146 112V109H145ZM175 111H176V110H175ZM187 111H190V109H189V110H186V113H187ZM194 111H193V112H194ZM198 111H199V110H198ZM212 111H213V110H212ZM212 111H211V112H212ZM251 111H252V110H251ZM260 111H261V110H260ZM1 112H2V111H1ZM29 112H30V111H29ZM87 112H88V111H87ZM106 112H108V111H106ZM113 112H114V111H113ZM130 112H131V111H130ZM147 112H148V111H147ZM152 112H155V114H156V111L151 110L150 113H152ZM161 112H162V111H161ZM169 112H170V111H169ZM169 112H168V114H169ZM172 112L174 113V111H172ZM206 112H207V111L205 110V113H206ZM211 112H210V113H211ZM262 112H263V111H262ZM11 113H12V112H11ZM15 113H16V112H15ZM39 113H40V112H39ZM121 113H122V112H121ZM131 113H132V112H131ZM131 113H130V114H131ZM136 113H137V112H136ZM170 113H171V112H170ZM177 113H178V112H177ZM182 113H183V112H182ZM198 113H199V112H198ZM198 113H196V114H198ZM203 113H204V112H203ZM212 113H215V111L212 112ZM243 113L245 114L246 112H243ZM243 113H242V115H243ZM248 113H249V112H248ZM255 113H257V112H255ZM259 113H260V112H259ZM58 114H59V113H58ZM68 114H69V113H68ZM72 114H73V113H71V115H72ZM83 114H84V113H83ZM102 114H103V113H102ZM119 114H120V113H119ZM122 114H123V113H122ZM125 114L127 115V113H125ZM155 114H154V116H155ZM164 114H165V113H164ZM168 114H167V116H168ZM179 114H181V112H180ZM188 114H189V112H188ZM188 114H187V115H188ZM194 114H195V113H194ZM26 115H27V114H26ZM93 115H95V114H93ZM93 115H92V116H93ZM109 115H110V113H109ZM131 115H132V114H131ZM131 115H130V116H131ZM137 115H138V113H137ZM137 115L135 114L134 116L137 117ZM139 115H140V114H139ZM151 115H153V114H151ZM175 115H176V113H175ZM202 115H203V114H202ZM211 115H212V114H211ZM211 115H210V116H211ZM239 115H241V114H239ZM250 115H251V114H250ZM252 115H253V114H252ZM258 115H259V114H258ZM114 116H115V115H114ZM124 116H125V115H124ZM124 116H123V118H124ZM143 116H144V115H143ZM145 116H146V115H145ZM191 116H192V115H191ZM194 116H196V115H194ZM207 116H208V115H207ZM245 116H246V115H245ZM245 116H243V117H245ZM16 117H17V116H16ZM93 117H94V116H93ZM97 117H98V116H97ZM111 117H113V116H111ZM118 117H119V116H118ZM138 117H139V116H138ZM148 117H149V116H148ZM152 117H153V116H152ZM202 117H203V116H202ZM249 117H250V116H249ZM260 117H261V116H260ZM49 118H50V117H49ZM121 118H122V116H121ZM123 118H122V119H123ZM126 118H127V117H126ZM145 118H147V117H145ZM149 118H150V117H149ZM167 118H168V117H167ZM173 118L175 119L174 116H173ZM177 118H178V117H177ZM177 118H176V119H177ZM184 118H185V117H184ZM192 118H193V117H192ZM194 118H195V117H194ZM194 118H193V120H194ZM207 118H208V117H207ZM0 119H1V118H0ZM4 119H5V118H4ZM69 119H71V118H69ZM98 119H99V118H98ZM98 119H97V120H98ZM157 119H159V118H157ZM162 119H163V118H162ZM171 119H172V118L170 117V120H169V121H171ZM210 119H211V118H210ZM240 119H241V118H240ZM253 119H254V117H253ZM263 119H264V118H263ZM263 119H262V121H263ZM52 120H54V119H52ZM89 120H90V119H89ZM91 120H92V119H91ZM126 120H127V119H126ZM130 120H131V119H130ZM141 120H142V118H141ZM160 120H161V119H160ZM164 120H165V119H164ZM172 120H173V119H172ZM187 120H188V119H187ZM195 120H196V118H195ZM206 120H207V119H206ZM206 120H205V121H206ZM230 120H231V119H230ZM236 120H237V119H236ZM242 120H243V119H242ZM3 121H4V120H3ZM35 121H36V120H35ZM46 121H47V120H46ZM62 121H63V120H62ZM75 121H77V120H75ZM112 121H113V120H112ZM127 121H129V120H127ZM147 121H148V120H147ZM147 121H144L143 123H145V122L147 123ZM155 121H156V120H155ZM181 121H183V119H182ZM197 121H198V119L196 120V123H197ZM208 121H209V120H208ZM210 121H211V120H210ZM244 121H245V120H244ZM253 121H254V120H252V122H253ZM70 122H71V121H70ZM88 122H90V121H88ZM124 122H125V121H124ZM124 122H122V123H124ZM130 122H132V121H130ZM149 122H150V120H149ZM156 122H157V121H156ZM162 122H163V121H162ZM164 122H165V121H164ZM167 122H168V121H167ZM187 122H188V121H187ZM200 122H201V121H200ZM229 122H230V121H229ZM236 122H237V121H236ZM256 122H257V121H256ZM260 122H261V121H260ZM23 123H24V122H23ZM60 123H61V122H60ZM116 123H117V122H116ZM118 123H119V122H118ZM128 123H129V122H128ZM139 123H140V122H139ZM152 123H153V122H152ZM157 123H158V122H157ZM172 123H173V122H172ZM175 123H176V121H175ZM179 123H180V122H179ZM179 123H178V124H179ZM184 123H185V122H184ZM191 123H192V122H191ZM202 123H203V119H202ZM206 123H207V122H206ZM212 123H214V122L212 121ZM216 123H217V120H216ZM223 123H224V122H223ZM223 123H222V124H223ZM0 124H1V122H0ZM57 124H58V123H57ZM61 124H62V123H61ZM61 124H60V125H61ZM111 124L114 125V122L111 123ZM120 124H121V123H120ZM134 124H135V122H134ZM149 124H150V123H149ZM154 124H155V123H154ZM161 124H162V123H161ZM182 124H183V123H182ZM185 124H186V123H185ZM188 124H189V122H188ZM199 124H200V123H199ZM219 124H221V123H219ZM257 124H259V121H258ZM261 124H262V123H261ZM33 125H34V123H33ZM152 125H153V124H152ZM173 125H174V124H173ZM213 125H215V124H213ZM248 125H249V124H248ZM254 125H256V123H255ZM259 125H260V124H259ZM21 126H23V125H21ZM21 126H20V127H21ZM76 126H77V125H76ZM121 126H122V125H121ZM125 126H126V125H125ZM129 126H130V124H129ZM129 126H128V127H129ZM133 126H134V127H137V126H135V125H133ZM145 126H146V125H145ZM154 126H155V125H154ZM165 126H168V124L165 125ZM196 126H198V125H196ZM209 126H210V125H209ZM217 126H218V125H217ZM252 126H253V125H252ZM263 126H264V125H263ZM263 126H260V128H263ZM3 127H5V126H3ZM6 127H8V126H6ZM18 127H19V126H18ZM18 127H17V129H18ZM32 127H34V126H32ZM37 127H38V126H37ZM118 127H119V126H118ZM134 127H133V128H134ZM172 127H173V126H172ZM183 127H184V126H183ZM220 127H221V125H220ZM236 127H237V126H236ZM35 128H36V127H35ZM35 128H34V130H35ZM99 128H100V127H99ZM112 128H113V127H112ZM131 128H132V127H131ZM158 128H159V126H158ZM160 128H161V127H160ZM160 128H159V129H160ZM165 128H166V127H165ZM167 128H168V127H167ZM177 128H180V126L178 125ZM177 128H176L175 130H178ZM197 128H198V127H197ZM203 128H204V127H203ZM213 128H215V127H213ZM232 128H233V127H232ZM244 128H245V127H244ZM256 128H257V127H256ZM260 128H259V129H260ZM1 129H4V128H1ZM1 129H0V130H1ZM7 129H9V128H7ZM20 129H21V128H20ZM38 129H39V128H38ZM102 129H103V128H102ZM110 129H111V128H110ZM117 129H118V128H117ZM120 129H121V128H120ZM120 129H118V130H120ZM125 129H126V128H123V129H121V130L124 131ZM148 129H149V128H147V130H148ZM152 129H153V128H152ZM155 129H156V128H155ZM163 129H164V128H163ZM172 129H173V128H172ZM205 129H206V128H205ZM233 129H235V128H233ZM238 129H239V127H238ZM240 129H241V127H240ZM10 130H11V129H10ZM29 130H30V129H29ZM29 130H28V131H29ZM32 130H33V129H32ZM36 130H37V129H36ZM36 130H35V132H36ZM129 130H130V129H129ZM129 130H128V131H129ZM133 130H134V129H133ZM135 130L137 131V129H135ZM165 130H166V129H165ZM180 130H181V129H179V131H180ZM185 130H186V129H185ZM192 130H193V129H192ZM195 130H196V129H195ZM202 130H204V129H202ZM209 130H211V129L209 128ZM229 130H230V129H229ZM242 130H243V129H242ZM250 130H253V128H252V129L250 128ZM2 131H3V130H2ZM8 131H9V130H8ZM20 131H21V130H20ZM39 131H40V130H39ZM42 131H43V130H42ZM154 131H156V130H154ZM160 131H161V130H160ZM160 131H159V132H160ZM186 131H187V130H186ZM199 131H200V130H199ZM199 131H198V132H199ZM207 131H208V130H207ZM212 131H213V129H212ZM219 131H220V130H219ZM222 131H223V130H222ZM222 131H221V133H222ZM232 131H233V130H232ZM237 131H238V130H237ZM248 131H249V130H248ZM258 131H259V130H258ZM26 132H27V131H26ZM53 132H54V131H53ZM102 132H103V131H102ZM130 132H131V131H130ZM139 132H140V131H139ZM145 132H146V131H145ZM163 132H164V130H163ZM183 132H184V130H183ZM188 132H189V134H190V132H192V131L189 130ZM193 132H194V131H193ZM196 132H197V131H196ZM196 132H194V133H196ZM200 132H201V131H200ZM216 132H217L218 134H221V133H219L218 131H216ZM224 132H225V131H224ZM233 132L235 133V130H234ZM233 132H232V133H233ZM241 132H242V131H241ZM241 132H240V133H241ZM250 132H251V131H250ZM250 132H249V133H250ZM254 132L256 133L257 131L254 130ZM32 133H33V131H32ZM40 133H41V132H40ZM42 133H43V132H42ZM42 133H41V134H42ZM44 133H45V132H44ZM44 133H43V134H44ZM50 133H51V132H50ZM50 133H49V134H50ZM67 133H68V132H67ZM103 133H104V132H103ZM125 133H126V132H125ZM128 133H129V132H128ZM136 133L138 134V132H136ZM154 133H155V132H154ZM156 133H157V132H156ZM156 133H155V134H156ZM166 133H167V132H166ZM176 133L178 134V132H176ZM212 133H213V132H212ZM238 133H239V132H238ZM243 133H245V132L243 131ZM21 134H22V133H21ZM33 134H34V133H33ZM41 134H39V135L42 136ZM100 134H101V132H100ZM130 134H131V133H130ZM130 134H129V135H130ZM134 134H135V133H134ZM143 134H144V132H143ZM150 134H151V133H150ZM160 134H161V133H160ZM182 134H183V133H182ZM192 134H193V133H192ZM209 134H211V132H210ZM227 134H229V133H227ZM247 134H248V133H247ZM251 134H253V132H252ZM251 134H249V135H251ZM22 135H23V134H22ZM25 135H26V134H25ZM129 135H128V136H129ZM148 135H149V134H148ZM167 135H168V134H167ZM190 135H191V134H190ZM197 135H198V134H197ZM207 135H208V134H207ZM213 135L217 137V135H215V133H214ZM222 135H223V134H222ZM225 135H226V134H225ZM225 135H224V136H225ZM241 135H243V134H239V138L244 139L243 137H240ZM0 136H1V135H0ZM30 136H31V135H30ZM30 136H28V137H30ZM146 136H147V135H146ZM170 136H171V134H170ZM170 136H169V137H170ZM180 136H181V135H180ZM224 136H223V137H224ZM232 136H233V135H232ZM232 136H231V137H232ZM236 136H238V135H236ZM247 136H248V135H247ZM252 136L254 137V135H252ZM256 136H257V134H256ZM259 136H260V135H259ZM24 137L26 138V136H24ZM88 137H92V136L90 135V136H88ZM139 137H140V135H139ZM154 137H155V136H154ZM158 137H159V136H158ZM158 137H157V138H158ZM162 137H163V136H162ZM181 137H182V136H181ZM187 137H188V135H187ZM206 137H207V136H206ZM208 137H209V136H208ZM223 137H222V138H223ZM229 137H230V136H229ZM33 138H34V137H33ZM35 138H36V137H35ZM37 138H38V137H37ZM136 138H138V136H137ZM142 138H143V137H142ZM142 138H141V139H142ZM145 138H147V137H145ZM164 138H166V137L164 136ZM193 138L195 139V137H193ZM220 138H221V137H220ZM220 138H219V139H220ZM224 138H226V137H224ZM248 138H249V137H248ZM255 138H256V137H255ZM255 138H252V139H255ZM40 139H41V138L39 137V140H40ZM43 139H44V138H43ZM43 139H42V140H43ZM78 139H79V138H78ZM92 139H93V137H92ZM95 139H96V138H95ZM95 139H94V140H95ZM113 139H114V138H113ZM115 139H116V138H115ZM149 139H150V138H149ZM154 139H155V138H154ZM158 139H159V138H158ZM180 139H181V138H180ZM184 139H185V138H184ZM189 139H190V138H189ZM191 139H192V138H191ZM198 139H199V138H198ZM203 139H204V138H203ZM208 139H209V138H208ZM226 139H227V138H226ZM229 139H230V138H229ZM232 139H233V137H232ZM237 139H238V138H237ZM237 139H236V137H235V140H237ZM242 139H241V140H242ZM260 139H261V138H260ZM35 140H36V139H35ZM39 140H38V141H39ZM85 140H88V139H85ZM90 140H91V139H90ZM139 140H140V138H139ZM156 140H157V139H156ZM211 140H212V139H211ZM238 140H239V139H238ZM244 140H246V138H245ZM244 140H243V141H244ZM7 141H8V140H7ZM13 141H14V140H13ZM51 141H52V140H51ZM136 141H137V140H136ZM143 141H144V140H143ZM192 141H193V140H192ZM198 141H199V140L196 141V144H197ZM203 141H206V139L203 140ZM213 141H215V138H214V140H212V143H213ZM216 141H217V139H216ZM220 141H221V142H225L226 140H225V141H222V140L220 139V140L218 141V144H219ZM233 141H234V140H233ZM233 141L231 140V142H233ZM256 141H257V139H256ZM256 141H255V142H256ZM258 141H259V140H258ZM18 142H19V140H18ZM32 142H34V141H32ZM44 142H45V141H44ZM62 142H63V141H62ZM62 142H61V143H62ZM100 142H101V141H100ZM141 142H142V141H141ZM155 142H156V141H155ZM178 142H179V141H178ZM201 142H202V141H201ZM209 142H210V141H209ZM221 142H220V143H221ZM231 142H230V143H231ZM239 142H240V141H239ZM262 142H263V141H261V142H259V143L261 144ZM9 143H11V141H9ZM36 143H37V142H36ZM147 143H148V140H147ZM151 143H152V141H151ZM207 143H208V142H207ZM225 143H226V142H225ZM233 143H234V142H233ZM46 144H47V143H46ZM50 144H51V143H50ZM91 144H93V143H91ZM128 144H129V143H128ZM152 144H153V143H152ZM170 144H171V143H169V145H170ZM199 144H201V143H199ZM202 144H203V143H202ZM247 144H248V142H247ZM262 144H263V143H262ZM262 144H261V145H262ZM40 145H41V144H40ZM55 145H56V144H55ZM55 145H54V146H55ZM88 145H89V143H88ZM96 145H97V142H96ZM112 145H114V144H112ZM112 145H111V146H112ZM141 145H142V143H141ZM149 145H150V143H149ZM176 145H178V144H176ZM186 145H187V144H186ZM193 145H194V144H193ZM204 145H206V142H205ZM207 145H209V144H207ZM225 145H226V144H225ZM253 145H254V144H253ZM255 145H256V144H255ZM257 145H258V144H257ZM257 145H256V146H257ZM263 145H264V144H263ZM54 146H52V147H54ZM81 146H82V145H81ZM125 146H127V144H125ZM146 146H148V145H146ZM161 146H162V145H161ZM179 146H180V145H179ZM194 146H195V145H194ZM196 146H197V148H198V145H196ZM202 146H203V145H202ZM214 146H215V144H214ZM36 147H37V145H36ZM66 147H67V146H66ZM66 147H65V148H66ZM86 147H87V145H86ZM90 147H92V145H90ZM99 147H100V146H99ZM101 147H102V146H101ZM190 147H191V146H190ZM211 147H212V146H211ZM219 147H220V146H219ZM219 147H218V148H219ZM232 147H234V146H232ZM235 147H237L236 144H235ZM235 147H234V148H235ZM37 148H38V147H37ZM61 148H62V147H61ZM77 148H78V147H76V149H77ZM155 148H157V147H155ZM165 148H166V147H165ZM193 148H194V147H193ZM200 148H202V147H200ZM207 148H208V147H207ZM215 148H216V147H215ZM224 148H225V146H224ZM230 148H231V147H230ZM238 148H240V147H238ZM241 148H242V147H241ZM251 148H252V147H251ZM259 148H260V147H258V149H259ZM261 148H262V147H261ZM263 148H264V147H263ZM62 149H63V148H62ZM70 149H71V148H70ZM76 149H75V150H76ZM86 149H88V148H86ZM140 149H141V148H140ZM209 149H210V147H209ZM212 149H213V148H212ZM212 149H211V150H212ZM221 149H222V148H221ZM221 149H220V150H221ZM227 149H229V148H227ZM242 149H243V148H242ZM54 150H55V149H54ZM77 150H78V149H77ZM159 150H160V149H159ZM164 150H165V149H164ZM171 150H172V149H171ZM173 150H175V148H174ZM185 150H186V149H185ZM201 150H202V149H201ZM203 150H204V148H203ZM220 150H218V151H220ZM230 150H231V149H230ZM239 150H240V149H239ZM261 150H262V149H261ZM131 151H132V150H131ZM168 151H169V150H168ZM168 151L166 150V152H168ZM188 151L190 152V150H188ZM206 151H207V150H206ZM208 151H209V150H208ZM224 151H225V150H224ZM241 151H242V150H241ZM245 151H246V150H245ZM256 151H258V150H256ZM262 151H264V150H262ZM0 152H1V151H0ZM137 152H138V151H137ZM142 152H144V150H143V151L141 150V153H142ZM145 152H146V153H144V154H147V152H149V153H148L149 155L151 154V153H150V150L148 151V149H147ZM152 152H153V151H152ZM166 152H165V154H166ZM176 152H177V151H176ZM176 152H175V153H176ZM184 152H185V151H184ZM195 152H197V150H196ZM210 152H211V151H210ZM222 152H223V150H222ZM225 152H226V151H225ZM227 152H229V150H227ZM236 152H237V151H236ZM28 153H29V152H28ZM86 153H87V152H86ZM135 153H136V152H135ZM141 153H140V156H141ZM163 153H164V152H163ZM172 153H173V152H172ZM177 153H179V152H177ZM193 153H194V152H193ZM215 153H217V151H216ZM237 153H239V151H238ZM247 153H248V152H247ZM261 153H262V152H261ZM0 154H1V153H0ZM33 154H34V153H33ZM65 154H66V153H65ZM112 154H114V153H112ZM138 154H139V152H138ZM144 154H143V156H144ZM148 154H147V155H148ZM173 154H174V153H173ZM173 154H172V155H173ZM202 154H203V153H202ZM219 154H220V153H219ZM229 154H230V153H229ZM241 154H242V153H241ZM249 154H250V153H249ZM253 154H254V153H252L251 155H253ZM23 155H24V154H23ZM27 155H28V154H27ZM31 155H32V154H31ZM84 155H85V154H84ZM86 155H87V154H86ZM132 155H134V154H132ZM136 155H137V154H136ZM147 155H146V156H147ZM149 155H148V156H149ZM152 155H153V154H152ZM152 155H151V157H152ZM154 155H155V154H154ZM158 155H159V152H158ZM158 155H157V156H158ZM160 155H161V154H160ZM166 155H167V154H166ZM174 155H175V154H174ZM182 155H183V154H182ZM190 155H192V154H190ZM204 155H206V154H204ZM215 155H216V154H215ZM232 155H233V154H232ZM244 155H245V154H244ZM244 155H243V156H244ZM50 156H51V155H50ZM122 156H123V155H122ZM162 156H163V155H162ZM183 156H184V155H183ZM193 156H194V155H193ZM206 156H207V155H206ZM213 156H214V155H213ZM213 156H212V157H213ZM216 156H217V155H216ZM222 156H223V155H222ZM227 156H229V155H227ZM227 156H226V157H227ZM230 156H231V155H230ZM230 156H229V157H230ZM241 156H242V155H241ZM260 156H262V155H260ZM51 157H52V156H51ZM141 157H142V156H141ZM149 157H150V156H149ZM149 157H148V158H149ZM154 157H156V156H154ZM169 157H170V156H169ZM198 157H199V153H198ZM204 157H205V156H204ZM223 157H225V156H223ZM232 157L235 158L236 156H232ZM246 157H247V156H246ZM254 157H255V156H254ZM263 157H264V156H263ZM263 157H262V158H263ZM86 158H87V157H86ZM132 158H133V156H132ZM142 158H143V157H142ZM145 158H146V157H145ZM161 158H162V157H161ZM163 158H164V157H163ZM182 158H183V157H182ZM194 158H197V157H194ZM201 158H203V157H201ZM205 158H206V157H205ZM209 158H210V156H209ZM213 158L215 159V156H214ZM213 158H211V161H212ZM236 158H237V157H236ZM236 158H235V159H236ZM248 158H250L249 155H248ZM255 158L258 160L257 157H255ZM255 158H254V159H255ZM146 159H147V158H146ZM151 159H152V158H151ZM153 159H154V158H153ZM156 159H160V157H158V158L156 157ZM172 159H173V158H172ZM172 159H171V160H172ZM178 159H180V158L178 157ZM184 159H185V157H184ZM187 159H188V156H187ZM187 159H186V160H187ZM189 159H190V156H189ZM192 159H193V158H192ZM192 159H191V160H192ZM227 159H229V158H227ZM254 159H253V160H254ZM260 159H261V158H260ZM263 159H264V158H263ZM136 160H137V159H136ZM136 160H135V161H136ZM138 160H139V159H138ZM163 160H165V159H163ZM163 160H161V161H163ZM171 160H170V162H171ZM175 160H176V159H175ZM180 160H182V159H180ZM186 160H185V161H186ZM195 160L198 161V159H195ZM207 160H208V159H207ZM217 160H218V159H217ZM225 160H226V159L224 158V161H225ZM232 160H233V159H232ZM240 160H242V158H241ZM249 160H250V159H249ZM251 160H252V158H251ZM140 161H142V160L140 159L139 162H140ZM146 161H147V160H146ZM161 161H160V162H161ZM185 161H184V162H185ZM187 161H188V164H190V166H191V165H192V162H190V160H187ZM199 161H201V160L199 159ZM209 161H210V160H209ZM220 161H221V158H220ZM229 161H230V160H229ZM234 161H235V160H234ZM234 161H233V163H234ZM242 161H243V160H242ZM245 161H246V160H245ZM262 161H263V160H262ZM262 161H260V162H262ZM139 162H138V164H139ZM167 162H169V161L167 160ZM167 162H164V161H163L162 164H163V163L165 164V163H167ZM176 162H178V161H176ZM184 162H183V163H184ZM237 162H238V161H237ZM243 162H244V161H243ZM246 162H248V161H246ZM249 162H251V161H249ZM255 162H256V161H255ZM257 162H259V161H257ZM124 163H125V162H124ZM136 163H137V162H135V164H136ZM143 163H144V162H143ZM157 163H159V161H158ZM157 163H156V164H157ZM173 163H175V162H173ZM186 163H187V162H186ZM200 163H201V162H200ZM217 163H218V162H217ZM221 163H223V162L221 161ZM225 163H226V162H225ZM225 163H224V164H225ZM233 163H232V164H233ZM40 164H41V163H40ZM119 164H120V163H119ZM135 164H134V165H135ZM140 164H141V163H140ZM153 164H154V163H153ZM168 164H169V163H168ZM170 164H171L170 167H172V163H170ZM177 164L179 165V163H177ZM196 164H197V163H196ZM203 164H204V161H203ZM213 164H214V162H213ZM226 164H229V162H227ZM238 164H239V163H238ZM253 164H254V163H253ZM260 164H261V163H260ZM143 165H144V164H143ZM149 165H151V164H149ZM159 165H160V164H159ZM181 165H182V163H181ZM181 165H180V166H181ZM204 165H207V164H204ZM209 165H210V164H209ZM209 165H207L208 167H207V166H205V167L208 169V168H209ZM215 165H216V164H215ZM219 165H221V164L219 163ZM219 165H216V166L218 167ZM233 165H234V164H233ZM233 165H232V166H233ZM235 165H236V162H235ZM242 165H243V164H242ZM247 165H248V164H247ZM251 165H252V164H251ZM257 165L259 166V164H257ZM261 165H262V168H264V167H263V164H261ZM135 166H136V165H135ZM141 166H142V165H141ZM151 166H152V165H151ZM160 166H161V165H160ZM166 166H167V165H165V167H166ZM173 166H175V165H173ZM176 166H177V165H176ZM184 166H185V164H183V166H181V167H184ZM186 166H188V165L186 164ZM193 166H194V165H193ZM210 166H211V165H210ZM216 166H214V167H216ZM222 166H223V165H222ZM232 166H231V167H232ZM238 166H239V165H238ZM249 166H250V165H249ZM258 166H257V167H258ZM35 167H36V166H35ZM119 167H120V166H119ZM136 167H137V166H136ZM146 167H147V165H146ZM163 167H164V166H163ZM181 167H180V169H181ZM194 167H195V166H194ZM202 167H203V166H202ZM223 167H224V166H223ZM229 167H230V165H229ZM233 167H234V166H233ZM243 167H244V166H243ZM245 167H246V166H245ZM245 167H244V168H245ZM247 167H248V166H247ZM253 167H254V166H253ZM257 167L255 166V168H257ZM260 167H261V166H260ZM50 168H51V167H50ZM91 168H92V167H91ZM114 168H115V167H114ZM173 168H174V167H172L171 169H173ZM176 168H177V167H176ZM184 168H186V167H184ZM210 168H211V167H210ZM234 168H235V167H234ZM262 168H261V169H262ZM7 169H8V168H7ZM7 169H6V170H7ZM32 169H34V167H33ZM73 169H74V168H73ZM154 169H156V167H155ZM171 169H170V170H171ZM188 169H189V168H188ZM192 169H193V168H192ZM198 169H200L199 165H198ZM201 169H202V168H201ZM223 169H224V168H223ZM226 169H229V168H226ZM232 169H233V168H232ZM236 169H237V171L239 170L238 167H237ZM242 169H243V168H242ZM253 169H254V168H253ZM253 169H252V170H253ZM28 170H29V169H28ZM103 170H104V169H103ZM137 170H138V169H137ZM140 170H141V169H140ZM152 170H153V169H152ZM156 170H158V169H156ZM162 170H163V169H162ZM175 170H176V169H175ZM186 170H187V169H185V171H186ZM217 170H218V169H217ZM229 170H230V169H229ZM229 170H226V171H229ZM246 170H247V168H246ZM250 170H251V168H250ZM259 170H260V169H259ZM87 171H89V170H87ZM97 171H98V170H97ZM142 171H143V170H142ZM142 171H141V172H142ZM147 171H148V169H147ZM165 171H166V170H165ZM183 171H184V170H183ZM191 171H192V170H191ZM199 171H200V170H199ZM204 171H205V169L203 168V173H204ZM220 171H221V170H219V172H220ZM235 171H236V170H235ZM242 171H243V170H242ZM255 171H256V170H255ZM91 172H92V171H91ZM150 172H151V169H150ZM150 172H149V173H150ZM152 172H153V171H152ZM152 172H151V173H152ZM154 172H155V171H154ZM158 172H159V171H158ZM166 172H168V170H167ZM170 172H171V171H170ZM170 172H169V173H170ZM178 172H180V171H178ZM196 172H197V170H196ZM196 172H195V174H196ZM208 172H209V171H208ZM213 172H214V171H213ZM247 172H248V171H247ZM252 172H253V171H252ZM262 172H263V171H262ZM32 173H34V171H32ZM37 173H38V172H37ZM41 173H42V172H41ZM57 173H58V172H57ZM71 173H72V172H71ZM120 173H121V172H120ZM135 173H136V172H135ZM146 173H147V172H146ZM155 173H157V171H156ZM171 173H172V172H171ZM181 173H183V172H181ZM181 173H180V175H181ZM192 173H194V172H192ZM206 173H207V172H206ZM224 173H225V172H224ZM224 173H223V174H224ZM236 173H237V172H236ZM242 173H244V172H242ZM242 173H241V174H242ZM249 173H251V172H249ZM13 174H14V173H13ZM21 174H23V172H22ZM26 174H27V173H26ZM76 174H77V173H76ZM85 174H87V173H85ZM138 174H139V173H138ZM147 174H148V173H147ZM165 174H166V173H165ZM221 174H222V173H221ZM221 174H220V175H221ZM227 174H229V173H227ZM227 174L225 173V175H227ZM237 174H239V173H237ZM241 174H239V175H241ZM253 174L255 175L254 172H253ZM259 174H260V173H259ZM261 174H263V173H261ZM28 175H29V174H28ZM30 175H31V174H30ZM33 175H34V174H33ZM40 175H41V174H40ZM46 175H47V174H46ZM46 175H45V177H46ZM67 175H68V174H66V176H67ZM95 175H96V174H95ZM144 175H145V174H144ZM157 175H158V174H157ZM167 175H168V174H167ZM182 175H185V174H182ZM182 175H181V176H182ZM189 175H190V174H189ZM192 175L194 176V174H192ZM215 175H217V174H215ZM230 175H232V172H231ZM242 175H243V174H242ZM244 175H245V174H244ZM244 175H243V176H244ZM249 175H250V174H249ZM251 175H252V174H251ZM251 175H250V177H251ZM256 175H257V174H256ZM31 176H32V175H31ZM41 176H42V175H41ZM41 176H40V177H41ZM136 176H137V175H135V177H136ZM142 176H143V175H142ZM142 176H141V177L139 176V177L142 179ZM148 176H150V174H149ZM152 176H153V174H152ZM168 176H169V175H168ZM173 176H175V175H173ZM173 176H172L171 180H172V179L174 180V179L176 178V176H175L174 178H173ZM196 176H197V175H196ZM196 176H195V178L197 179ZM207 176H208V175H207ZM223 176H224V175H223ZM236 176H237V175H236ZM247 176H248V174H247ZM247 176L245 175L244 180H245V178H246ZM257 176L259 177V178H258L259 180H260V178L262 177V176L260 177V175H257ZM13 177H14V176H13ZM28 177H30V176H28ZM113 177H114V175H113ZM130 177H132V175H131ZM135 177H132V178H135ZM144 177H145V176H144ZM146 177H147V176H146ZM146 177H145V178H146ZM156 177H157V176H156ZM160 177H161V176H160ZM187 177H188V176L186 175V178H187ZM199 177H200V176H199ZM203 177H204V176H203ZM219 177H220V176H219ZM233 177H234V176H232V178H233ZM254 177H255V176H254ZM14 178H16V176H15ZM79 178H80V177H79ZM82 178H83V177H82ZM85 178H87V177H85ZM88 178H89V175H88ZM111 178H112V177H111ZM132 178L129 179V181L134 180V179H132ZM137 178H138V177H137ZM147 178H148V177H147ZM152 178H153V177H152ZM158 178H159V176H158ZM158 178H157V181H159L160 184L163 185V184H162L163 182L161 183V181L158 180ZM163 178H164V176H163ZM177 178H178V177H177ZM180 178H181V177H180ZM191 178H192V177H191ZM200 178H201V177H200ZM213 178L216 179V177H213ZM221 178H222V177H220V179H221ZM248 178H249V177H247V179H248ZM255 178H257V177H255ZM5 179H6V178H5ZM16 179H17V178H16ZM57 179H58V178H57ZM115 179H116V178H115ZM122 179H123V178H122ZM122 179H121V181H122ZM150 179H151V178H150ZM168 179H169V177H168ZM201 179H202V178H201ZM227 179H229V178H227ZM237 179H238V178H237ZM237 179H236V181H237ZM252 179H253V178H252ZM0 180L2 181V179H0ZM54 180H55V179H54ZM112 180H113V182H114V179H112ZM124 180H125V178H124ZM135 180H136V179H135ZM139 180H140V179H139ZM155 180H156V178H155ZM164 180H165V179H164ZM164 180H163V181H164ZM173 180H172V182H174ZM175 180H176V179H175ZM179 180H180V179H179ZM188 180H189V179H188ZM190 180H191V179H190ZM192 180H193V178H192ZM218 180H219V178H218ZM221 180L223 181L224 179L222 178ZM233 180H234V179H233ZM239 180H241V178L238 179V181H239ZM249 180H250V179H249ZM262 180H263V179H262ZM262 180H261V181H262ZM58 181H59V180H58ZM142 181H143V180H142ZM153 181H154V180H153ZM180 181H181V180H180ZM193 181H194V180H193ZM51 182H52V181H51ZM60 182H61V181H60ZM69 182H70V181H69ZM113 182H111V183H113ZM122 182H123V181H122ZM122 182H121V183H122ZM177 182H179L178 179H177V181H176L175 183H177ZM189 182H190V181H189ZM196 182H200V181L198 180V181H196ZM205 182H206V181H205ZM205 182H204V183H205ZM219 182H221V181H219ZM223 182H224V181H223ZM225 182H226V181H225ZM227 182H229V181H227ZM232 182H233V181H231V183H232ZM255 182H257V181H255ZM255 182H254V183H255ZM44 183H46V182L43 181V184H44ZM54 183H55V182H54ZM65 183H66V182H65ZM70 183H71V182H70ZM131 183H132V182H131ZM133 183H134V182H133ZM142 183H144V182H142ZM151 183H152V182H151ZM153 183H154V182H153ZM175 183H174V186H175ZM180 183H182V182H180ZM187 183H188V182H186V184H187ZM201 183H202V182H201ZM212 183H213V182H212ZM217 183H218V181H217ZM241 183H242V181H241ZM244 183H246V181H245ZM249 183H251V182H249ZM261 183H262V182H261ZM261 183H260V184H261ZM47 184H48V183H47ZM47 184H45V185H47ZM71 184H72V183H71ZM135 184H136V183H135ZM140 184H141V183H140ZM145 184H146V183H145ZM165 184H166V183H165ZM172 184H173V183H172ZM183 184H184V183H183ZM192 184H193V183H192ZM192 184H191V185H192ZM209 184H210V182H209ZM222 184H224V183H222ZM256 184H258V183H256ZM260 184H259L258 186H260ZM38 185H39V184H38ZM53 185H54V184H53ZM110 185H111V184H110ZM161 185H160V187H161ZM207 185H208V184H207ZM211 185H212V184H211ZM211 185H210V186H211ZM214 185H217V184H214ZM245 185H246V184H245ZM263 185H264V184H263ZM22 186H23V185H22ZM36 186H37V185H36ZM47 186H48V185H47ZM85 186H86V185H85ZM87 186H88V185H87ZM133 186H134V185H133ZM141 186H143V184H142ZM178 186H179V185H178ZM178 186H177V187H178ZM181 186H182V184H181ZM187 186H189V185H187ZM192 186H193V185H192ZM222 186H223V185H220V187H222ZM240 186H242V185L239 184V182H238V183H237V182H233L231 185H230V184L227 185V189H228V191H230L229 193L232 194V197L230 196L231 199L233 198V199H234L237 203H239V204H240V201L242 202V200H241L242 197L239 195V193H240V191H241V189H242V187H241V189H240ZM243 186H244V185H243ZM247 186L249 187V185H247ZM253 186H254V185H253ZM261 186H262V185H261ZM33 187H34V186H33ZM33 187H32V188H33ZM38 187H39V186H38ZM38 187H37V188H38ZM40 187H42V186H40ZM40 187H39V188H40ZM44 187H45V186L43 185V188H44ZM50 187H52V185H51ZM53 187H54V186H53ZM135 187H136V186H135ZM135 187H133V188L135 189ZM183 187L186 188L184 185H183ZM197 187H198V186H197ZM197 187H196V188H197ZM199 187H200V185H199ZM199 187H198V188H199ZM251 187H252V185H251ZM256 187H257V186H256ZM43 188H42V189H43ZM154 188H155V187H154ZM181 188H182V187H181ZM181 188H180V189H181ZM184 188H183V189H184ZM187 188H188V187H187ZM189 188H190V187H189ZM209 188H210V187H209ZM216 188H217V186H216ZM246 188H247V187H246ZM261 188H262V187H261ZM263 188H264V187H263ZM34 189L37 190L36 187H35ZM40 189H41V188H40ZM44 189H45V188H44ZM47 189H48V187H47ZM47 189H46V190H47ZM52 189H53V188H52ZM130 189L132 190V187H131ZM136 189H138V188H136ZM174 189H175V188H173V190H174ZM178 189H179V188H178ZM203 189L206 190L207 187H206V189H205V187L202 186V190H203ZM225 189H226V188H225ZM225 189H224V187H223L222 190H225ZM248 189H252V188H248ZM253 189H254V188H253ZM5 190H6V189H5ZM31 190H32V189H31ZM38 190H39V189H38ZM46 190H45V193L47 194L48 191L46 192ZM53 190H54V189H53ZM59 190H60V189H59ZM169 190H170V187H169ZM175 190H176V189H175ZM189 190H190V189H189ZM198 190H199V189H198ZM211 190H212V189H211ZM211 190H209V191H211ZM214 190L216 191V189H214ZM220 190H221V189H220ZM243 190H245V189H243ZM243 190H242V191H243ZM246 190H247V189H246ZM256 190H257V189H255V192H257ZM260 190H261V189H260ZM263 190H264V189H263ZM9 191H10V189H9ZM40 191H42V190H40ZM206 191H208V190H206ZM206 191H205V192H206ZM242 191H241V192H242ZM253 191H254V190H253ZM33 192H34V194H35V191H33ZM42 192H44V190H43ZM57 192H58V191H57ZM78 192H79V191H78ZM169 192H171V190H170ZM191 192H193V191H191ZM199 192H200V191H199ZM212 192H213V191H212ZM216 192H218V191H216ZM225 192H226V191H225ZM255 192H254V193H255ZM260 192H261V191H260ZM260 192H259V193H260ZM24 193H25V192H24ZM37 193H40V192L38 191ZM76 193H77V192H76ZM171 193H172V192H171ZM171 193H170L169 195H171ZM174 193H176V191H175ZM177 193H178V192H177ZM202 193H203V192H202ZM214 193H215V192H214ZM222 193H223V192H222ZM246 193H247V191H246ZM257 193H258V192H257ZM263 193H264V192H263ZM30 194H32V193H30ZM30 194H29V195H30ZM57 194H58V193H57ZM87 194H88V193H87ZM198 194H199V193H198ZM219 194H220V193H219ZM219 194L217 195V197L219 196ZM225 194H227V193H225ZM247 194H248V193H247ZM26 195H27V194H26ZM35 195H36V194H35ZM47 195H48V194H47ZM47 195H46V196H47ZM53 195H54V194H53ZM58 195H59V194H58ZM88 195H91V194H88ZM173 195H174V194H173ZM176 195H177V194H176ZM185 195H186V194H185ZM185 195H184V197H185ZM191 195H192V194H191ZM199 195H200V194H199ZM201 195H202V194H201ZM208 195H209V194H208ZM215 195H216V194H215ZM223 195H224V194H223ZM229 195H230V194H229ZM229 195H227V198H229ZM250 195H251V193H250ZM33 196H34V195H33ZM39 196H40V194H39ZM46 196H45V197H46ZM156 196H157V195H156ZM174 196H175V195H174ZM193 196H194V195H193ZM203 196H204V195H203ZM206 196H207V193H206ZM210 196H211V195H210ZM212 196H213V195H212ZM239 196H240V197H239ZM251 196H252V195H251ZM253 196H254V195H253ZM48 197H49V196H48ZM50 197H52V195H50ZM53 197H54V196H53ZM59 197H61V196L59 195L57 198H59ZM105 197H106V196H105ZM135 197H136V196H135ZM143 197H144V196H143ZM198 197H199V196H198ZM208 197H209V196H208ZM221 197H222V196H221ZM262 197H264V196L262 195ZM1 198H2V197H1ZM14 198H16V197H14ZM38 198H39V197H38ZM98 198H99V197H98ZM133 198H134V197H133ZM159 198H160V197H159ZM168 198H170V197H168ZM168 198H166V199L164 198V201H167ZM171 198H172V197H171ZM182 198H183V197H182ZM182 198H181V200H184V199H182ZM188 198H189V194H188ZM188 198L186 197L185 201H186V200L188 201ZM192 198H193V197H191V199H192ZM218 198H219V197H218ZM222 198H224V197H222ZM52 199H53V198H52ZM144 199H145V197H144ZM154 199H155V198H154ZM193 199H194V198H193ZM199 199H200V198H199ZM202 199H203V198H202ZM215 199H216V198H215ZM219 199H221V198H219ZM231 199H227V201H229V200H231ZM256 199H257V198H256ZM2 200H3V199H2ZM18 200H19V199H18ZM18 200H17V201H18ZM29 200H30V199H29ZM35 200H36V199H35ZM38 200H39V199H38ZM38 200H37V201H38ZM48 200H49V198H48ZM48 200H47V201H48ZM53 200H57V199L55 198V199H53ZM147 200H148V199H147ZM150 200H151V199H150ZM152 200H153V199H152ZM172 200H173V199H172ZM209 200H210V198H209ZM211 200H212V198H211ZM224 200H225V199H224ZM224 200H223V201H224ZM30 201H31V200H30ZM51 201H52V200H51ZM58 201H59V200H58ZM58 201H57V203H58ZM61 201H63V200H61ZM128 201H129V200H128ZM138 201H139V200H138ZM154 201L157 202V199H155ZM185 201H184V202H185ZM194 201H195V200H194ZM194 201H193V202H194ZM196 201L198 202V204H200L198 200H196ZM218 201H219V200H218ZM235 201H234V202H235ZM35 202H36V201H35ZM39 202H40V201H39ZM41 202H42V201H41ZM41 202H40V204H41ZM43 202H44V201H43ZM43 202H42V203H43ZM68 202H70V201H68ZM78 202H80V201H78ZM139 202H140V201H139ZM156 202H155V203H156ZM170 202H171V201H170ZM201 202H202V201H201ZM204 202H205V201H204ZM210 202H211V201H210ZM210 202H209V203H210ZM214 202H215V201H214ZM214 202H213V203H214ZM243 202H246V200H244ZM243 202H242V204H243ZM247 202H249V200H248ZM247 202H246V203H247ZM254 202H255V200H254ZM260 202H261V201H260ZM3 203H4V202H3ZM13 203H14V202H13ZM19 203H20V202H19ZM45 203H46V202H45ZM52 203H53V202H52ZM55 203H56V202H55ZM62 203H63V202H62ZM64 203H65V202H64ZM128 203H129V202H128ZM131 203H132V202H131ZM141 203H142V202H141ZM145 203H146V202H145ZM149 203H150V202H149V200H148V204H149ZM185 203H187V202H185ZM189 203H190V202H189ZM194 203H195V202H194ZM194 203H193V204H194ZM202 203H203V202H202ZM224 203H225V201H224ZM227 203H230V204H231L230 201L227 202ZM249 203H250V202H249ZM258 203H259V202H257V206L259 207L260 205H258ZM38 204H39V203H38ZM156 204H157V203H156ZM161 204H162V202H161ZM161 204H160V205H161ZM166 204H167V203H166ZM166 204H165V205H166ZM176 204H177V203H176ZM176 204H175V205H176ZM178 204H179V203H178ZM180 204H181V203H180ZM193 204H192V205H193ZM198 204H197V205H198ZM251 204H252V203H251ZM251 204H250V205H251ZM259 204H260V203H259ZM261 204H263V203L261 202ZM10 205H11V204H10ZM49 205H51V204H49ZM64 205H65V204H64ZM68 205H71V204H68ZM132 205H133V204H132ZM137 205H139V203L137 204V202H136V205H135V206H137ZM141 205H142V204H141ZM187 205H188V204H187ZM215 205H216V204H215ZM231 205H232V204H231ZM231 205H229V206H231ZM236 205H237V204H236ZM245 205H247V204H245ZM263 205H264V204H263ZM46 206H47V205H46ZM91 206H92V205H91ZM96 206H97V205H96ZM130 206H131V204H130L128 207H130ZM133 206H134V205H133ZM150 206H152V205H150ZM168 206H169V205H168ZM173 206H174V205H173ZM182 206H183V204H182L180 207H182ZM202 206H204V205H202ZM222 206H223V205H222ZM229 206H227V207H229ZM248 206H249V205H248ZM261 206H262V205H261ZM261 206H260V207H261ZM41 207H42V206H41ZM52 207H53V206H51V208H52ZM92 207H93V206H92ZM94 207H95V206H94ZM94 207H93V208H94ZM169 207H170V206H169ZM169 207H168V208H169ZM193 207H195V205H193ZM196 207H197V206H196ZM204 207H206V206H204ZM204 207H203V209H204ZM220 207H221V206H220ZM227 207H226V210H227ZM234 207H235V206H234ZM236 207H238V206H236ZM243 207H244V204H243ZM243 207H241V208H243ZM253 207H254V206H253ZM69 208H71V207H69ZM137 208H139V207H137ZM137 208H135V209L137 210ZM141 208L143 209L144 207H141ZM147 208H148V207H147ZM170 208H171V207H170ZM178 208H179V207H178ZM182 208H183V207H182ZM185 208H186V207H185ZM214 208H215V207H214ZM230 208H231V207H230ZM232 208H233V207H232ZM241 208H239V209H241ZM245 208H246V207H245ZM245 208H244V209H245ZM247 208H248V207H247ZM247 208H246V209H247ZM251 208H252V205H251ZM262 208H263V207H262ZM11 209H12V208H11ZM53 209H55V207H54ZM56 209L58 210V208H56ZM74 209H75V208H74ZM131 209H132V206H131ZM156 209H157V208H156ZM173 209H174V207H173ZM186 209H187V208H186ZM186 209H185V210H186ZM190 209H191V207H190ZM190 209H189V210H190ZM203 209H202V210H203ZM217 209H218V208H217ZM220 209H221V208H220ZM222 209H223V211L225 210L224 208H222ZM235 209H236V208H235ZM239 209H238V210H239ZM255 209H256V208H255ZM255 209H254V210H255ZM257 209H258V211L260 210V208H257ZM2 210H3V209H2ZM12 210H13V209H12ZM21 210H22V209H21ZM21 210H20V211H21ZM34 210H35V209H34ZM50 210H52V209H50ZM67 210H68V208H67ZM146 210H147V209H146ZM150 210H151V209H150ZM152 210H153V208H152ZM152 210H151V211H152ZM158 210H159V209H158ZM178 210H179V209H178ZM180 210H181V209H180ZM180 210H179V211H180ZM182 210H183V209H182ZM187 210H188V209H187ZM189 210H188V211H189ZM194 210H195V209H194ZM199 210H201V209H199ZM199 210H198V211H199ZM202 210H201V211H202ZM211 210H212V209H211ZM211 210H210V211H211ZM214 210H216V209H214ZM238 210H237V211H238ZM241 210H242V209H241ZM262 210H263V212H264V209H262ZM7 211H8V210H7ZM29 211H31V210L29 209ZM36 211H37V210H36ZM36 211H35V212H36ZM55 211H56V210H55ZM71 211H73V210H71ZM71 211H70V212H71ZM91 211H92V210H91ZM119 211H120V210H119ZM125 211H126V209H125ZM128 211H129V209H128ZM130 211H131V210H130ZM132 211H133V209H132ZM141 211H143V210H141ZM154 211H155V210H154ZM164 211H166V210H164ZM179 211H177V213H178ZM188 211H187V212H188ZM191 211H192V210H191ZM216 211H217V210H216ZM216 211H215V213H216ZM229 211H230V209H229ZM237 211H236V212H237ZM243 211H244V210H243ZM249 211H250V207H249ZM3 212H4V211H3ZM31 212H32V211H31ZM31 212H30V213H31ZM38 212H39V211H38ZM57 212H58V211H57ZM59 212H60V210H59ZM78 212H79V211H77V213H78ZM85 212H86V211H85ZM95 212H96V211H95ZM146 212H147V211H146ZM148 212H150V211H148ZM156 212H157V211H156ZM180 212H181V211H180ZM194 212H195V211H194ZM211 212H212V211H211ZM217 212H218V211H217ZM239 212H240V211H239ZM239 212H237V213H239ZM244 212H245V211H244ZM254 212H256V211H254ZM11 213H12V212H11ZM23 213H24V212H23ZM116 213H117V212H116ZM154 213H155V212H154ZM159 213H160V212H159ZM164 213H166V215L168 214V212H164ZM170 213H171V212H170ZM189 213H190V212H189ZM199 213H200V212H199ZM202 213H203V211H202ZM206 213H207V211H206ZM222 213H224V212H222ZM232 213H233V212H232ZM246 213H247V211H246ZM246 213H244V214H246ZM257 213H259V212H257ZM261 213H262V212H261ZM2 214H3V213H2ZM14 214H16V213H14ZM42 214H44V213H42ZM45 214H46V213H45ZM55 214H57V213H55ZM71 214H72V213H71ZM120 214H121V213H119V215H120ZM130 214H132V213H130ZM150 214H152V212H150ZM185 214H187V213H185ZM190 214H191V213H190ZM190 214H189V215H190ZM208 214H209V213H208ZM227 214H229V213H227ZM249 214H251V212H250ZM252 214H254V213H252ZM10 215H11V214H10ZM35 215H36V214H35ZM46 215H47V214H46ZM144 215H145V213H144ZM161 215H162V214H161ZM170 215H171V214H170ZM172 215H173V214H172ZM175 215H177V214H174V216H175ZM180 215L182 216V214H180ZM199 215H202V214L200 213ZM209 215H210V214H209ZM211 215H212V214H211ZM222 215H223V214H222ZM224 215H225V214H224ZM230 215H231V214H230ZM239 215H240V214H239ZM247 215H248V213H247ZM247 215H246V216H247ZM260 215H261V214H260ZM15 216H16V215H15ZM25 216H26V215H25ZM32 216H33V215H32ZM37 216H38V215H37ZM74 216H75V215H74ZM85 216H86V215H84V217H85ZM114 216H115V215H114ZM114 216H113V217H114ZM133 216H134V215H133ZM142 216H143V214H142ZM154 216H155V215H154ZM154 216H152V217H154ZM174 216H173V218L178 217V215L175 216V217H174ZM181 216H180V217H181ZM187 216H188V215H187ZM212 216H213V215H212ZM217 216H218V214H217ZM226 216H227V215H226ZM232 216H234V215H232ZM232 216H231V217H232ZM241 216H242V214H241ZM241 216H240V217H241ZM255 216H257V218H258L259 214H258V215L256 214ZM16 217H17V216H16ZM22 217H23V215H22ZM29 217H30V216H29ZM64 217H65V216H64ZM67 217H68V216H67ZM115 217H116V216H115ZM135 217H136V215H135ZM139 217H140V216H139ZM143 217H144V216H143ZM145 217H146V215H145ZM152 217H150V218H152ZM165 217H167V216H165ZM170 217H171V216H170ZM188 217H189V216H188ZM188 217H185V218H188ZM196 217H197V216H195V219H197ZM198 217H199V216H198ZM205 217H206V216H205ZM210 217H211V216H210ZM213 217H214V216H213ZM222 217L224 218L225 216H222ZM243 217H244V216H243ZM248 217H249V216H248ZM253 217H254V216H253ZM260 217H261V216H260ZM10 218H11V217H10ZM34 218H35V216H34ZM44 218H45V217H44ZM48 218H49V217H48ZM75 218H76V216H75ZM77 218H79V217H77ZM150 218H149V221H150ZM163 218H164V217H163ZM182 218H184V216H183ZM189 218H190V217H189ZM192 218H193V217H192ZM203 218H204V216H203ZM208 218H209V217L207 216V219H208ZM51 219H52V218H51ZM83 219H84V218H83ZM83 219H81V220H79V221H83V222H84L85 220H83ZM95 219H96V218H95ZM119 219H120V218H119ZM147 219H148V217H147ZM147 219H145V220H147ZM152 219H153V218H152ZM176 219H177V218H176ZM200 219H201V218H200ZM225 219H227V218H225ZM237 219H238V218H237ZM242 219H244V218H242ZM245 219H246V218H245ZM253 219H255V221H256V218H253ZM2 220H3V219H2ZM48 220H49V219H48ZM48 220H47V222L50 223ZM52 220H53V219H52ZM86 220H87V219H86ZM115 220H117V218H116ZM137 220H138V219H137ZM143 220H144V219H143ZM143 220H142V223L144 222ZM161 220H162V219H161ZM169 220H170V219H169ZM180 220H181V219H180ZM180 220H178V222H179ZM185 220H186V219H185ZM188 220H189V219H188ZM193 220H194V219H193ZM193 220H191V221H193ZM201 220H202V219H201ZM201 220H200V221H201ZM203 220H204V219H203ZM212 220H214V219L212 218ZM227 220H229V219H227ZM259 220H260V219H259ZM25 221H26V220H25ZM79 221H78V222H79ZM139 221H141V220H139ZM152 221H153V220H152ZM157 221H159V219H158ZM176 221H177V220H176ZM176 221H173V222H176ZM181 221H182V220H181ZM204 221H205V220H204ZM206 221H207V220H206ZM222 221H223V220H222ZM235 221H236V220H234V222H235ZM238 221H239V220H238ZM242 221H243V220H242ZM242 221H240V222L242 223ZM261 221H262V220H261ZM263 221H264V220H263ZM0 222H1V220H0ZM20 222H21V221H20ZM38 222H39V221H38ZM73 222H74V219H73ZM86 222H87V221H85V223H86ZM115 222H116V221H115ZM170 222H171V221H170ZM186 222H187V224H188V221H186ZM201 222H202V221H201ZM201 222H200V223H201ZM209 222H210V221H209ZM211 222H212V221H211ZM215 222H216V221H215ZM231 222H232V221H231ZM240 222H239V223H240ZM246 222H247V221H246ZM258 222H259V221H258ZM48 223H47V224H48ZM53 223H56V222H53ZM116 223H117V222H116ZM136 223H137V221H136ZM149 223H150V222H149ZM149 223H148V224H149ZM156 223H157V222H156ZM159 223H160V222H159ZM180 223H181V222H180ZM180 223H179V224H180ZM200 223L194 221V222H191V223L189 224L188 227H190V232H191L190 234H192V235H196V236H198L200 239H202L201 232H202L203 230L201 231V226L204 225V224L202 223V225H199ZM204 223H205V222H204ZM213 223H214V222H213ZM222 223H223V222H222ZM247 223H248V222H247ZM250 223H251V222H250ZM0 224H1V223H0ZM3 224H5V223H3ZM6 224H8V223H6ZM6 224H5V225H6ZM62 224H64V223H62ZM81 224H82V223H81ZM86 224H87V223H86ZM120 224H121V222H120ZM124 224H125V223H124ZM137 224H138V223H137ZM163 224H165V222H164ZM166 224H167V223H166ZM172 224H173V223H172ZM172 224H171V225H172ZM184 224H185V223H184ZM207 224H208V223H207ZM218 224H219V223H218ZM1 225H2V224H1ZM22 225H23V224H22ZM36 225H38V224H36ZM40 225H41V224H40ZM54 225H55V224H54ZM75 225H77V223H76ZM93 225H94V224H93ZM150 225H151V224H150ZM158 225H159V224H158ZM161 225H162V224H161ZM161 225H159V226H161ZM167 225H168V224H167ZM174 225H175V224H174ZM181 225H182V223H181ZM214 225H217V224H214ZM214 225H213V226H214ZM220 225H221V224H220ZM222 225H224V224H222ZM222 225H221V226H222ZM230 225H231V224L227 225L228 228H226V227H225V228H224V227H222V228H218V229H219L218 231H219L220 233H223V234L225 233L226 235L228 234L227 236H233V237H234V236L238 235L237 233L239 232L240 228H239V230H238L236 226H234V225H231V226H230ZM249 225L251 226V224H249ZM33 226H35V225H33ZM33 226H32V227H33ZM77 226H78V225H77ZM84 226H86V225H84ZM84 226H83V227H84ZM153 226H154V225H153ZM156 226H157V225H156ZM163 226H164V225H162L161 227H163ZM206 226H207V225H206ZM239 226H240V224H239ZM245 226H246V225H245ZM12 227H13V225H12ZM16 227H17V226H16ZM42 227H43V225H42ZM60 227H61V224H60ZM83 227H82V228H83ZM165 227H166V226H165ZM173 227H174V228H178V227H175V226H173ZM202 227H203V226H202ZM208 227H210L209 224H208ZM216 227H217V226H216ZM216 227H215V228H216ZM218 227H220V226H218ZM254 227H255V225H254ZM254 227H253V228H254ZM256 227H257V226H256ZM256 227H255V228H256ZM4 228H5V227H4ZM34 228H35V227H34ZM51 228H52V227H51ZM78 228H80V227H78ZM145 228H146V227H145ZM170 228H172V227L170 226ZM184 228H185V226H184ZM186 228H187V226H186ZM204 228H205V227H204ZM211 228H212V227H211ZM241 228H242V227H241ZM250 228H251V227H250ZM255 228H254V229H255ZM259 228H260V226H259ZM263 228H264V226H263ZM7 229H9V227H8ZM37 229H38V228H37ZM37 229H36V230H37ZM61 229H62V228H61ZM69 229H70V228H69ZM84 229H85V228H83V230H84ZM141 229H142V228H141ZM160 229H161V228H160ZM178 229H179V228H178ZM187 229H188V228H187ZM208 229H209V228H208ZM216 229H217V228H216ZM216 229H215V231H216ZM251 229H252V228H251ZM3 230H4V229H3ZM38 230L40 231V229H38ZM41 230H42V229H41ZM55 230H58V229L55 228ZM77 230H78V229H77ZM90 230H92V229H90ZM102 230H103V229H102ZM102 230H101V231H102ZM143 230H144V229H143ZM171 230H172V229H170L168 232H170ZM185 230H186V229H185ZM209 230H210V231H213V229H212V230L209 229ZM243 230H244V229H243ZM257 230H259V229H257ZM261 230L263 231V229H261ZM15 231H16V229H15ZM15 231H14V234H17V233L19 234V232L15 233ZM58 231H59V230H58ZM62 231H63V229H62ZM101 231H100V232H101ZM145 231H146V230H145ZM156 231H157V230H156ZM181 231H182V230H181ZM187 231H188V230H187ZM187 231H186V232H187ZM250 231H251V230H250ZM28 232H30V231H28ZM37 232H38V231H37ZM41 232H42V231H41ZM81 232H83V231L81 230ZM94 232H95V231H94ZM102 232H103V231H102ZM134 232H137V231H134ZM157 232H158V231H157ZM176 232H177V231H176ZM207 232H208V231H207ZM207 232H206V233H207ZM219 232H215L214 234L217 235V233L219 234ZM245 232H246V231H245ZM251 232H252V231H251ZM251 232H250V233H251ZM253 232H254V230H253ZM257 232H258V231H257ZM11 233H13V231H12ZM38 233H39V232H38ZM45 233H46V232H45ZM147 233H148V232H147ZM209 233H210V232H209ZM239 233H240V232H239ZM241 233H242V232H241ZM241 233H240V234H241ZM243 233H244V232H243ZM250 233H249V234H250ZM259 233H260V232H259ZM261 233H262V232H261ZM261 233H260V234H261ZM14 234H13V235H14ZM28 234H30V233H28ZM31 234H32V233H31ZM39 234H40V233H39ZM66 234L68 235V233H66ZM69 234H70V233H69ZM87 234H88V233H87ZM131 234H132V232H131ZM136 234H137V233H136ZM148 234H149V233H148ZM182 234H183V233H182ZM207 234H208V233H207ZM249 234H248V235H249ZM260 234H259V235H260ZM19 235H20V234H19ZM26 235H27V233H26ZM56 235H57V234H56ZM100 235H101V234H100ZM112 235H115V233H113ZM112 235H110V236H112ZM156 235H157V234H156ZM184 235H185V234H184ZM187 235H188V234H187ZM204 235H205V234H204ZM212 235H213V234H212ZM219 235H220V234H219ZM250 235H252V233H251ZM259 235H258V236H259ZM1 236H2V234H1ZM21 236H22V235H21ZM21 236H20V239H21ZM36 236H37V235H36ZM39 236H40V235H39ZM44 236H45V235H44ZM62 236H64V235H62ZM92 236L94 237V235H92ZM104 236H105V235H104ZM135 236H136V235H135ZM138 236H139V235H138ZM140 236H142V234H141ZM189 236L191 237V235H189ZM207 236H208V235H207ZM213 236H215V235H213ZM223 236H224V235H223ZM238 236L240 237V235H238ZM252 236H254V234H253ZM252 236H251V237H252ZM263 236H264V235H263ZM13 237H14V236H13ZM34 237H35V236H34ZM34 237H33V238H34ZM48 237H49V236H48ZM48 237H47V239H49V241H50V240H53V239L48 238ZM52 237H53V236H52ZM54 237H55V236H54ZM67 237H69V235L66 236V238H67ZM84 237H85V236H84ZM127 237H128V236H127ZM239 237H238V240H239ZM243 237H244V238H247V237H245L244 235H243ZM251 237H250V238H251ZM255 237H256V236H255ZM259 237H260V236H259ZM261 237H262V236H261ZM2 238H3V237H2ZM15 238H16V237H15ZM41 238H43V237H41ZM135 238H137V237H135ZM154 238L156 239V237H154ZM185 238H186V237H185ZM203 238H204V237H203ZM205 238H206V237H205ZM208 238H210V237H208ZM213 238L216 239V241H217V237H216V238L213 237ZM220 238H221V237H220ZM225 238H227V237H225ZM229 238H230V237H229ZM240 238H242V237H240ZM248 238H249V237H248ZM250 238H249V239H250ZM263 238H264V237H263ZM11 239H12V236H11ZM23 239H25V238H23ZM31 239H32V238H31ZM35 239H36V237H35ZM195 239H197V238H195ZM223 239H224V238H223ZM223 239H221V240H223ZM253 239H254V238H253ZM253 239H252V240H253ZM255 239H256V238H255ZM12 240H13V239H12ZM28 240H29V239H28ZM44 240H45V238H44ZM98 240H99V239H98ZM102 240H103V239H102ZM133 240H134V239H133ZM157 240H158V239H157ZM191 240H192V241H195V240H193V239H191ZM204 240H205V239H203L202 241H204ZM221 240H220L219 242H222ZM225 240H226V239H224L223 243L227 241V240H226V241H225ZM241 240H243V239H241ZM241 240H239V241H241ZM245 240H246V239H245ZM258 240H259V239H258ZM6 241H8V240H6ZM19 241H20V240H19ZM30 241H31V240H30ZM33 241H34V240H33ZM35 241H38V240H35ZM42 241H43V240H42ZM55 241H56V240H55ZM63 241H64V239H63ZM73 241H74V240H73ZM116 241H117V240H116ZM138 241H139V239H138ZM142 241H143V240H142ZM162 241H163V240H162ZM189 241H190V240H189ZM205 241H206V240H205ZM209 241H210V240H209ZM239 241H238V243H239ZM253 241H254V240H253ZM253 241H251V242H253ZM259 241H261V240H259ZM13 242H14V241H13ZM17 242H18V241H17ZM43 242H44V241H43ZM50 242H51V241H50ZM98 242H99V241H98ZM212 242H213V240H212ZM212 242H211V243H212ZM230 242H231V241H230ZM232 242H233V238H232ZM243 242H246V241H243ZM248 242H249V241H248ZM251 242H250V243H251ZM255 242H256V241H255ZM257 242H258V241H257ZM257 242H256V244H257ZM1 243H2V242H1ZM1 243H0V244H1ZM11 243H12V242H11ZM19 243H20V242H19ZM27 243H30V242H27ZM36 243H37V242H36ZM36 243H34V244H36ZM45 243H46V242H45ZM53 243H54V242L52 241V244H53ZM68 243H69V242L67 241V244H68ZM147 243H148V242H147ZM150 243H151V242H150ZM167 243H168V242H167ZM189 243H190V242H189ZM197 243H199V242H197ZM200 243H201V241H200ZM203 243H204V242H203ZM203 243H202V244H203ZM211 243H210V244H211ZM215 243H216V242H215ZM215 243H214V244H215ZM217 243H218V241H217ZM217 243H216V244H217ZM227 243H229V241H227ZM234 243H235V242H233V244H234ZM263 243H264V242H263ZM263 243H262V244H263ZM40 244H42V243H40ZM65 244H66V243H65ZM116 244H117V243H116ZM169 244H171V243H169ZM173 244H175V243H173ZM187 244H188V243H187ZM208 244H209V243H208V241H207V245H208ZM212 244H213V243H212ZM216 244H215V245H216ZM219 244H221V243H219ZM219 244H218V245H219ZM233 244H230V245H233ZM236 244H237V243H236ZM236 244H235V246H236ZM241 244H242V247H243V243H241ZM251 244H252V243H251ZM20 245H21V244H20ZM27 245H28V244H27ZM167 245H168V244H167ZM191 245H192V244H191ZM191 245H190V246H191ZM193 245H194V244H193ZM200 245H201V244H200ZM215 245H213V246H215ZM221 245H222V244H221ZM221 245H220V246H221ZM244 245H245V244H244ZM247 245H248V244H247ZM249 245H250V244H249ZM13 246H14V245H13ZM21 246H22V245H21ZM43 246H45V245H43ZM49 246H50V245H49ZM65 246H66V245H65ZM68 246H69V245H68ZM205 246H206V245H205ZM213 246L211 247V246L209 245V247H208V246H207V247H208V249H209L210 247H211V249H212ZM222 246L224 247V245H222ZM227 246H229V245H227ZM239 246H240V243H239ZM255 246H256V245H254V247H255ZM0 247H1V246H0ZM17 247H18V246H17ZM29 247H30V246H29ZM76 247H77V246H76ZM85 247H86V246H85ZM192 247H193V246H192ZM201 247H202L203 249L206 248V247L204 248V246H202V245H201ZM225 247H226V246H225ZM242 247H241V248H242ZM254 247H253V248H254ZM256 247H258V245H257ZM256 247H255V248H256ZM262 247H264V245H263ZM262 247H261V248H262ZM51 248H52V247H51ZM83 248H84V247H83ZM96 248H97V247H96ZM194 248H195V247H194ZM197 248H198V246H197ZM227 248H230V247H227ZM235 248L237 249V247H235ZM235 248H234V249H235ZM243 248H244V247H243ZM255 248H254V249H255ZM16 249H17V248H16ZM23 249H26V248H23ZM31 249H33V248H31ZM31 249H29V250H31ZM34 249H35V248H34ZM38 249H39V248H38ZM47 249H48V248H47ZM52 249H55V248H52ZM78 249H79V248H78ZM84 249H85V248H84ZM198 249H199V251H200V248H198ZM218 249H219V247H218ZM230 249H232V247H231ZM230 249H229V250H230ZM234 249H233V250H234ZM236 249H235V250H236ZM251 249H252V248H251ZM259 249H260V248H259ZM259 249H258V250H259ZM1 250H2V249H1ZM196 250H197V249H196ZM209 250H210V249H209ZM212 250H213V249H212ZM212 250H211V251H212ZM215 250H216V249H215ZM224 250H225L224 252H226L227 249H224ZM229 250H227V251H229ZM233 250H232V251H233ZM235 250H234V251H235ZM252 250H253V249H252ZM256 250H257V249H256ZM258 250H257V251H258ZM263 250H264V249H263ZM18 251H20V250H18ZM27 251H28V250H27ZM32 251H33V250H31V252H32ZM55 251L57 252L56 249H55ZM67 251H68V249H67ZM203 251H204L205 254L207 253V252H205V251H207V250H203ZM218 251H219V250H218ZM221 251H223V250H221ZM232 251H231V253H232ZM236 251H238V250H236ZM241 251H242V249H241ZM244 251L246 252V250H244ZM15 252H16V251H15ZM44 252H45V251H44ZM47 252H48V251H47ZM50 252H51V251H50ZM68 252H70V251H68ZM68 252H67V253H68ZM79 252H80V250H79ZM216 252H217V251H216ZM248 252H249V251H248ZM252 252H254V251H252ZM261 252H262V250H261ZM1 253H2V252H1ZM20 253H21V252H20ZM36 253H37V252H36ZM40 253H41V252H40ZM42 253H43V252H42ZM52 253H54V252L52 251ZM52 253H51V254H52ZM211 253H213V252H211ZM221 253H223V252H221ZM226 253H227V252H226ZM235 253H236V252H235ZM238 253H242V252L239 251V252H237V254H238ZM250 253H251V252H250ZM3 254H4V253H3ZM15 254H16V253H15ZM17 254H18V253H17ZM32 254H34V253H32ZM46 254H49V253H46ZM46 254H45V255H46ZM55 254H56V253H55ZM200 254H201V253H200ZM207 254H209V253H207ZM215 254H216V253H215ZM252 254H253V253H252ZM0 255H1V254H0ZM18 255H19V254H18ZM18 255H17V256H18ZM25 255H26V254H25ZM30 255H31V254H30ZM63 255H64V254H63ZM79 255H80V254H79ZM227 255L230 256L229 253H227ZM233 255H234V254H233ZM240 255L243 257L244 255H246V253H245L244 255H242V254H240ZM240 255H239V256H240ZM249 255H250V254H249ZM249 255H247L246 257H248ZM253 255H255V254H253ZM22 256H23V255H22ZM42 256H43V255H42ZM57 256H58V255H57ZM74 256H75V255H74ZM201 256H202V255H201ZM219 256H220V255H219ZM241 256H240V257H241ZM2 257H3V256H2ZM14 257H15V256H14ZM24 257H27V256H24ZM50 257H51V255H50ZM52 257H53V256H52ZM65 257H66V255H65ZM76 257H77V256H75V258H76ZM230 257H231V256H230ZM233 257H234V256H233ZM235 257H236V256H235ZM237 257H238V256H237ZM244 257H245V256H244ZM244 257H243V258H244ZM251 257H252V256H251ZM251 257H248L247 259L249 260V258H251ZM253 257H254V256H253ZM0 258H1V257H0ZM30 258H31V256H30ZM33 258H34V256H33ZM42 258H43V257H42ZM42 258H41L40 260H42ZM46 258H48V257H46ZM53 258H54V257H53ZM68 258H69V257H68ZM72 258H73V257H72ZM205 258H208V257H205ZM212 258H213V257H212ZM220 258H221V257H220ZM238 258H239V257H238ZM255 258H257V257H255ZM3 259H4V258H3ZM28 259H29V258H28ZM66 259H67V258H66ZM80 259H81V256H80ZM161 259H163V258H161ZM161 259H160V260H161ZM168 259H169V258H168ZM208 259H209V258H208ZM218 259H219V257H218ZM218 259L216 258V259H214V260H218ZM225 259H226V258H225ZM225 259H224V260H225ZM227 259H229V258H227ZM253 259H254V258H253ZM4 260H5V259H4ZM6 260H7V259H6ZM6 260H5V261H6ZM16 260H17V259H16ZM16 260H15V261H16ZM26 260H27V258H26ZM30 260H31V259H30ZM32 260H33V259H32ZM32 260H31V261H32ZM40 260H39V261H40ZM49 260H50V259H49ZM49 260H47L46 263H48ZM60 260H61V259H60ZM62 260H63V259H62ZM75 260H76V259H75ZM139 260H140V259H139ZM221 260H222V259H221ZM229 260H230V259H229ZM236 260H237V258H236ZM245 260H246V259H245ZM248 260H247V261H248ZM9 261H12V260L9 259ZM9 261H8V263H9ZM13 261H14V260H13ZM15 261H14V262H15ZM36 261H37V260H36ZM39 261H38V262H39ZM52 261H53V260H51V263H52ZM154 261H155V260H154ZM162 261H163V260H162ZM164 261H165V257H164ZM164 261H163V262H164ZM167 261H168V260H167ZM167 261H165V262H167ZM180 261H183V260H180ZM230 261H231V260H230ZM233 261H234V259H233ZM240 261H241V259H240ZM242 261H243V260H242ZM242 261H241V262H242ZM251 261H252V259H251ZM251 261H249V262H251ZM258 261H259V260H258ZM6 262H7V261H6ZM20 262H21V261H20ZM20 262H19V263H20ZM137 262H138V261H137ZM139 262H140V261H139ZM139 262H138V263H139ZM159 262H160V261H159ZM163 262H160V264H161V263L163 264ZM169 262H171L170 259H169ZM243 262H244V261H243ZM1 263H2V262H1ZM1 263H0V264H1ZM3 263H5V262H3ZM40 263H41V261H40ZM55 263H56V262H55ZM63 263H64V262H63ZM149 263H150V262H149ZM182 263H183V262H182ZM222 263H224V261H223ZM231 263H233V262H231ZM231 263H229V264H231ZM235 263H238V262L236 261ZM244 263H245V262H244ZM254 263H256V260H255ZM258 263H259V262H257V264H258ZM261 263H262V262H261ZM11 264H12V263H11ZM26 264H27V263H26ZM33 264H34V262H33ZM52 264H54V263H52ZM71 264H72V263H71ZM84 264H85V263H84ZM134 264H135V263H134ZM141 264H143V263L141 262ZM145 264H146V263H145ZM147 264H148V263H147ZM164 264H165V263H164ZM215 264H216V263H215ZM218 264H219V263H218ZM225 264H226V262H225ZM241 264H242V263H241ZM252 264H253V262H252Z\"/></svg>",
    "mask_w": 264,
    "mask_h": 264
}]
</instances>
